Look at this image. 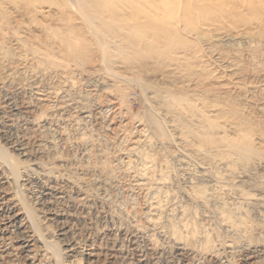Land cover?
Returning a JSON list of instances; mask_svg holds the SVG:
<instances>
[{
  "label": "rangeland",
  "instance_id": "1",
  "mask_svg": "<svg viewBox=\"0 0 264 264\" xmlns=\"http://www.w3.org/2000/svg\"><path fill=\"white\" fill-rule=\"evenodd\" d=\"M185 1L187 3L188 0L182 1L183 5L181 8V10L185 8L184 11L186 10L187 7H189L188 3L191 4L190 7H193V5L195 7V3L197 0H194L193 5L191 3V2H193L192 0H189L187 4L185 3ZM199 1L200 0L197 1L198 3L196 5V7L201 8L202 5L204 4L206 6L205 8H207V13L205 16L199 17V15H197V14H192L193 13L192 11H194L196 7L194 8V10L193 9L191 10V13H190V11H186L187 15L182 10L181 13L176 14L177 15L176 19L163 16L164 19L163 20L161 19L162 21L159 24L161 26L160 27H159V25L157 26V29L162 28L161 33H160V31H158L156 29L157 33L155 30H153L151 32H152V34L154 33V35H152V34L149 35V38L147 36V38L150 39V42H148L149 40L148 41L146 40V43L148 42V43L154 44L153 45L154 48H152L151 44L147 43L148 46L149 45L151 46V47L150 46L148 47L149 50L148 49L146 50V47H145L146 45H144V43H140L141 44V46H140L138 44V42H136L139 46L136 43L134 45L133 41L128 42L127 40H123L122 37L120 38V40L121 39L123 40L121 42L120 40H118L120 37V34H119V36H116V35H118V33L114 34L113 32H110L112 34V37H115L116 42L114 43L115 45L113 44V48L110 46V43H109L110 49H109V51L106 52V55L107 54L110 55L109 56L110 61H107V62H109V64L102 61V59L104 60V57L106 56L105 52H102L100 50L99 45H98V47L96 46L97 42L95 41L94 37L89 36L91 34V28H89V25L87 23H85L78 15H76L74 13L71 14L73 20H74V18L75 19L78 18L73 23H76V26L78 25L77 26L78 30L84 38L88 35L87 36L88 41L86 42L87 43L86 46L89 45L90 47L86 48V51H85V49H83L82 46L77 43V48H75L76 51L74 53H67L65 51L66 49H64V48H66L65 46H67V43H66L65 39L62 40L60 38H65V36L67 34H71L70 32H68L69 29H67V28H69V26H66V25H69V23H67L63 19V16H61L59 14L60 11L56 6H53L50 8L49 3L46 4L45 2H43L45 4L44 5L41 2L40 5L45 7V8H43V7H41V8L42 9L47 8V10H44V14L41 13V15L39 14L38 16L37 15L34 16V14H33L31 16H25L24 17L22 15H19L18 13L16 14V10L14 9L15 4L10 3L11 4L10 6L7 4L5 5L6 7H8V13H7V11H5L4 15L0 14V26L2 24H4L7 27L13 26V27L17 28V26H19V25L25 27L26 24H27L26 26H28L32 23L33 25H35V27L31 24L32 26L31 25L30 26L32 28H30V29H32V30L30 31V29H26L25 32L26 31L29 32V33L26 32V34H28V35L33 34L32 36L30 35L32 39H34L33 37L38 38L39 37L38 35L40 34V37L38 38V40L35 41L36 43H38L39 40H41L43 42H45V40L48 41V42H45L46 44L45 43H41V44L39 43L38 45H40V46L42 45V48H43V51L45 52V54H48L49 51L51 53V54L49 53L51 56L53 54L52 57L50 56L51 60L52 59H54L55 61H57V60H59V61L60 60H62V61L68 60V62L66 61L67 62L66 66H64L65 64H61V67H57L58 70H59V68H61L59 71H57V70L51 71V69L49 68L50 71L46 70L45 75L43 74L44 77H42L43 75L42 76L36 75L37 72H39V71L35 65L32 66L34 71H33V69H30L31 66L28 65V67H30L29 68L30 70L27 69L29 73L25 72L27 75L22 72L21 73L22 75L21 74L17 75V76H19V78L16 76L18 80L15 79V77H14V81H15L14 85L16 84V86H19V87L21 86L22 92H19V93L15 92L11 88L7 89L10 92H8L7 90L6 91L0 90V94H2V95H0V107H1L0 108L1 109L0 110V119H1V121H0V126H1L0 127V149L6 150L13 158H17V160H19L21 162V167H22V170L18 171V174H16L15 177L11 176L9 173H7L6 167L4 165L0 167V213H1L0 214V220H1L0 221V251H1L0 252V264H121V263L123 264V263H125V261H121L122 259L126 260L129 263L132 262L131 264H142L143 263L142 261H145V260H146V262H150L151 264H154V263L155 264H190V262H191V264H196V263L201 264L203 260H204L203 261L204 264H209V263L214 264L213 262L216 260H215V257L212 255V253H208L207 251H205L206 246L201 247L204 239L201 238V239H199V241H197V237L198 236L200 237V235L202 233L204 234V232L206 233V230H207L208 232H210V236L212 238L209 236L208 232L206 233L207 237L205 236V234L202 235L201 237L204 238V236H205V238L209 239V242L211 241V239L214 238L211 242L214 243V245H216L218 248V245L215 242L220 241V239L215 238V237H218V236H216V234L219 232L218 228L220 225V222H219L220 217H221L220 213H222V212H220L218 214L217 209L213 208V204H208V206H209L208 207L206 205L204 206L203 204L200 205L199 203H195L192 199L189 198L190 195H188L187 193H189V194L193 193L190 188H193L192 190H194L195 188H199V187L204 188L205 186H207L206 184L208 183V180H203L204 178H201V175H203V172L199 168V166L202 165V163H200V161L199 162L197 161L198 163H196V159H192V157L194 156L193 153H192V156L190 153L191 157L189 156V158L192 160H189L188 157H186V159H185V157L183 155H181V151H183L181 147L186 148L189 146L188 148L190 150L193 147L192 149L195 150L194 153L197 152L196 149L199 147L200 144L196 145L195 143H197L199 141L193 143L194 146L192 144V147H190L191 145H188L185 142H180V143H184V145H182V144L179 145V140H178L179 146H177V144L175 142H174L175 145H172L173 143L168 144L171 140L170 141L166 140V139L163 140V138H161V137L159 140V138L154 137V139L157 142L154 146L153 143H155V141L153 139V136H155V135L151 133V131L152 132H154V131L152 129H150V127H149L150 125H148V123L145 120H143V117L146 116L149 112L148 111V102L152 101V103H153L156 100V102L159 101V103L161 102L163 105V102L165 101V97H167V94L168 95L169 94L170 95L171 94H178L179 91H181V92L184 91L185 97L188 98L189 96L190 97L196 96L197 94H195V93L197 92V93L201 94L202 96L197 95L196 98L194 97L195 101L193 100L194 98L193 99H190V97L188 98V100H190V102H191V105L193 102L192 106L196 105V102H198L197 106L200 108L199 101H201V108L200 109H202V108L204 109V106L206 105V103H211L212 106H214L213 103L214 104L217 103L216 106L218 105V103H220V106L218 105L217 108H222V109H225V108H228V106H231V108L236 109V111L238 112V114L240 116L247 119V121L249 123H251L252 125H255L257 130L259 131L257 133L261 134V136L263 135V138H264V24H263L264 23L263 22L264 17H262V16H264V12L262 11L264 9L263 8L264 4L260 3V1L264 2V0H253V2H254L253 4H254L255 9L249 8V6H248V5H251L250 4L251 0H248V1L247 0H227V1L226 0H223V1L222 0H216L215 4L211 0H210V2H212V3H210L209 0H205L204 1L205 3L202 1L203 4L201 1H200L201 3ZM218 1L220 4L221 3H223V4L220 5L218 3ZM199 3H200V5L202 4L201 7H200ZM209 4H212V5L214 4V6H218V5L219 6L216 7L215 8L216 10H215L212 7V5H210L208 7ZM261 4H263V5H261ZM204 5H203V7H204ZM9 7H10V9H9ZM219 7H221L220 10H219ZM133 9L134 8H132V10L131 9L130 10L129 9H123V11H120V12L118 11L117 13H115V11H114V12H112V14H114V15L105 14L104 17H107V18L109 16L116 17V15L120 14V16L118 15L119 20L122 17V20L123 19L126 20V18H127V20L129 19L128 21H130V19L133 20L135 18L132 15L136 14L139 11V9H137V8H135L136 11ZM233 9H235L237 14L235 11H233ZM249 9L252 11L251 13H250V11H248ZM11 10L12 11L14 10L15 13L11 12ZM213 10H215V11H213ZM9 11L12 13V15L13 14H15V15L12 16L10 14V17H9V15H8L10 13ZM46 12H49V14ZM51 12H53V13H51ZM188 12H189V14H188ZM226 12L228 14H230L231 17L227 16L228 14ZM253 12H254V14H253ZM255 12H256V15H255ZM259 12H261V14H259ZM128 14H131V15H129V17H128L127 16ZM184 14H185V16H184ZM232 15H233V18L235 16L236 19L234 18L235 20H232V22H231L230 19H233ZM1 16L3 17L2 21H1V19H2ZM216 16H219L218 17L220 19L219 21H221V16L223 17L222 20L226 19V21L220 22L221 25L218 26V29L216 27H214V29H215V31H214L212 24H215V22L217 21L218 18L215 19ZM4 17H5V19H4ZM29 17H32V18H29ZM211 17L213 19H215V21L210 20V19H212ZM21 18H22V21L19 20ZM227 18H229V19H227ZM262 18H263V20H262ZM27 19H29V21L30 22L32 21V22L30 23ZM199 19L200 20L202 19V22L199 21ZM109 20H111V19H108L107 21L109 22ZM125 20H123V22H125ZM191 20H193L194 22ZM203 20H205V21H203ZM13 21H15L16 24L18 23L19 25L18 24L16 25L14 23L12 24ZM182 21L185 23H183ZM198 21H199V23H198ZM209 21L212 22V24ZM257 21H259V22H257ZM37 22H42V25L40 24V26H39V23H37ZM112 22H115V21L112 20ZM130 22H133V21H130ZM179 22H180V24H179ZM190 22H191V24H190ZM205 22H207V24H204V26H203V24H200V23H205ZM64 23H66V25ZM126 23H127V21H126ZM163 23H165L169 28ZM174 23H176V26H174L175 25ZM193 23L196 24V27L194 26ZM209 23H210L211 27L209 26ZM111 24L113 25V23H111ZM172 24L174 27H180L181 28V29L177 28V30L179 29V31H180L177 33L178 34L180 33V37L183 38V39L180 38L181 39L180 45L182 46V44H185L183 47H181L179 45V43L177 44V47H175L176 45H174V44L171 45L172 43L167 41L168 35H166V34H167L168 29H169V31H170V29H172L171 28V27H173ZM251 24L253 26H256V28H257L255 30V33L258 32L256 34L255 33L253 34L254 37L252 35L249 37H240V38L237 37V39H235V40H223V39L219 40V41L215 40L216 37H214V34L215 35H221V36L223 34L226 35V33L232 34L235 32L234 34H236L237 33L236 30L239 29V27H240L239 30H243L242 28L246 25H247V28L244 27V29H248L250 31ZM257 24H259V25H257ZM43 25H44V27H43ZM164 25L168 28L167 30H166V28H163ZM205 25L206 26L208 25L207 26L208 28H206ZM30 26H28V27H30ZM56 26L59 29L60 28L63 29V33H65V32H68V33L61 35L62 33L60 34V32H62V30L60 29V31H59V29ZM80 26L81 27L84 26V27L81 28ZM192 26H194V27H192ZM197 26L200 29L198 28V31L196 30L197 32H195L194 29H197ZM228 26L230 29L228 28ZM11 27L7 32H4V35L7 33H8V36L13 35L12 32L10 31ZM28 27H26V28H28ZM42 27H43V29H42ZM79 27H80V29H79ZM174 27H173V31L176 30V28L174 30ZM261 27H263V28H261ZM39 28H40V31H39ZM46 28H47V30H46ZM85 28H87V30ZM88 28H89V30H88ZM48 29H49V31L51 30L50 31L51 34L53 31H56L58 33L54 32L53 34H55V35L60 34V35H58V37L55 35L53 37V34H52V36H50L51 34L47 32ZM163 29L166 30L165 33H163L165 31V30L163 31ZM189 29H190V32H189ZM33 30H35L36 32H34ZM42 30L45 33H43ZM97 30L101 31L102 29H99V27H97ZM192 30H194L195 33L192 32ZM200 30L205 31L204 33L201 32L204 34V37H202L203 34H201V33H200V35L199 34L197 35V33H199ZM206 30H208V31L206 32ZM217 30H219V31H217ZM83 31L86 32L87 35L84 34ZM87 31L90 34H88ZM38 32H41V33H38ZM213 32H214V34H213ZM148 33L149 32H147V35H148ZM23 34H20V35L18 34V35H19V37L22 35L21 38H25V36H28V35H23ZM34 35H36V36H34ZM0 36H1V34H0ZM75 37H77V36H75ZM89 37H90V39H89ZM159 37L164 38L165 41L167 43H169V45L166 44V46H165L164 43H166V42L163 39L161 41L160 40L161 38L159 39ZM49 38H52L53 40L49 39ZM109 38H110L109 41L112 43L114 41V38H111V36ZM198 38L199 39L203 38V39L199 40ZM212 38H213V40H212ZM254 38H256V40H254ZM54 39L59 40V41H56L57 44L55 43ZM85 39H87V38H85ZM258 39H259V41H258ZM12 40H13V38H11V40L9 39V41L12 42V46H11V43H10V45L8 43V44H6V46L7 47L9 46V47L7 48L5 46V49L11 50V47H12V49H13L12 55L15 54V56L14 55L13 56H14V61L15 60L16 61L13 62V60L11 59L12 61L10 60V62L4 61L5 64L17 63V62L23 63L22 61H24V63H25V58L29 57V56L27 54L23 55V53L20 54V52H19L20 50L17 51L16 48H18V45H19V47H22V44L17 41L18 42V45H17L16 40L15 39L13 41ZM51 40H52V43L49 44V42H51ZM75 40H77V38ZM260 41H262V42H260ZM58 42H60V43L63 42L62 43L63 48H61L60 43L58 45ZM119 42H121L122 44L123 43L128 44L130 47L129 46L126 47V45H125V47L123 45L121 46L120 45L121 43H119ZM94 43H95V45H94ZM162 43L164 44V46ZM47 44H49V45H47ZM54 44L57 46V49L55 48ZM81 44H82V42H81ZM117 44H118V46H117ZM142 44H143V46H142ZM158 44H160V45L158 46ZM45 45H47L48 47ZM119 45H120V48L122 47L121 49L119 48ZM40 46H38V47H40ZM44 46L46 47V49H44L45 48ZM114 46H116V47L114 48ZM155 46L158 47V49H156ZM160 46H162V47H160ZM13 47H15V49L18 53L16 51H15L16 53L14 52ZM79 47L81 48L80 53H82L81 52L82 49L84 50L83 52L85 54L82 53L83 54L82 56L78 52ZM58 48H59V50H58ZM116 48L123 50V51L120 52V50H117ZM166 48H167V50H166ZM182 48L186 49L184 51V54H183ZM111 49H113V51ZM153 49H155L157 52L155 53V51ZM6 50H3V51H6ZM62 50L66 53L64 54V52ZM93 50H95V51H93ZM110 50L112 53L110 52ZM115 50H117L118 52H116ZM3 51H2V53H4ZM61 51L63 52L64 55L61 54ZM96 51H99V52H96ZM192 51L195 53H193ZM153 52L155 53V55L153 54ZM180 52H182V53H180ZM59 53L63 56H61ZM75 53L81 57H83L84 55H87L88 58H86V59H87V61L88 60H90V61H88V62L86 61L87 63L85 62L86 63L85 64L83 62L85 60V58H81V60H80L78 58V56L76 58ZM165 53H167V54H165ZM175 53H177V54H175ZM147 54H148V57H146ZM156 54H159V55H156ZM164 54H165V56H164ZM172 54H174V55H172ZM59 55H60V57H59ZM133 55L134 56L137 55L136 59H135V57H133ZM150 55H152V57H149ZM178 55H179V57H178ZM18 56H21V57H19V60H18ZM120 56L121 57L124 56V58L122 57V59H121ZM125 56L126 57L128 56L127 59H129V61H127V59L125 60ZM182 56L184 57L183 60L185 59L186 64L184 63V61H182V59H180L182 64L180 63L179 60H178V62L176 61L177 58H180ZM72 57L73 58L75 57L76 60H75V58L73 59ZM69 58H72V59H70V61L72 60V63L69 61ZM149 58H151V59H149ZM187 58H189V59H187ZM78 59H79V61L83 62V65H81L82 64L81 62L79 63L77 61ZM123 59L125 61H123V63H122ZM170 59H171V61H170ZM173 59H174V61H173ZM54 60H52V61H54ZM73 60H74V62H73ZM62 61H60V62L62 63ZM33 62H34V60H33ZM129 62H131V64ZM69 64L70 65L73 64L72 65L73 68L76 67V65L78 66V64H80L82 67L79 66L80 71H79V69H76V71H75V68H74V71L73 70L71 71V69H73V68L70 67ZM139 64L141 65V67ZM13 65H17V64H13ZM142 65H145V67L144 66L142 67ZM182 65H184V66H182ZM185 65H188V66L186 67ZM113 66H115V68H112ZM190 66H191V69L189 68ZM66 67H67V70H66ZM105 67H107V68H105ZM109 67L112 69H109ZM138 67H140V69ZM14 68H16V67L14 66ZM81 68H83V69H81ZM118 68H119V70H118ZM176 68H178V69H176ZM180 68H182L181 70H182L183 76L180 75L181 74L180 71H177V70H180ZM36 69H37V72H35ZM130 69H131V72L129 71ZM137 69H139V70H137ZM183 69L185 71L189 70V73H188V71H186L188 73L187 74ZM52 70H54V69H52ZM121 70L126 72V73L124 72L126 77H125V75L122 74ZM135 70H136V72L138 71L137 73L139 75L137 73H135ZM31 72H33V74ZM56 72H57V74H56ZM58 72H59V74H58ZM108 72H111L112 74L108 73ZM118 72H119V75L123 76V78L116 76ZM173 72H174V74H173ZM68 73H69V75H68ZM134 73H135V75H134ZM114 74H116V75H114ZM129 74H131V75H129ZM177 74H178V76H176ZM189 74H191L192 77ZM3 75L5 76L6 74L2 73L0 78H2V77L4 78ZM24 75L30 77V79L28 77H26V79L24 78V80L26 82L22 79L24 77ZM35 75L37 77H39L38 80L36 77H33ZM47 75H49V76H47ZM51 75H53V77ZM59 75H60V77H59ZM66 75L71 77L72 80L68 77L66 78ZM187 75L189 77H187ZM129 76H131V77H129ZM179 76H180V78H179ZM46 77H48V79ZM49 77L52 80H50ZM134 77L136 78V80ZM53 78H55V79H53ZM63 78H65V79L62 82ZM138 78L140 79L139 81L137 80ZM19 79H21L23 81H21ZM42 80H44V81L42 82ZM48 80L51 81V84H53L52 86L55 87V89H53V87H52L53 90L51 89V84ZM73 80L76 82H74ZM116 80H118V81H116ZM123 80H125V82ZM134 80L136 82H138L139 85L145 84L144 87H146V85L148 84L147 85L148 87H146V92H144L145 88L143 86L140 88V86L135 85V82H133ZM46 81H48V82L46 83ZM54 81H56V82H54ZM130 81H131V83H130ZM20 82H23V84ZM73 82L76 85H74ZM187 82H189V83H187ZM54 83H56V86ZM64 83H65V85H64ZM66 83H68L69 85L66 86ZM179 83H181V84H179ZM25 84L30 85V86L26 87ZM31 84H33L34 86ZM118 84H119V86H118ZM128 84L129 85L131 84L133 86H131V85L129 86ZM149 84L153 87H150ZM204 84H205V86H204ZM35 85H36V87H35ZM70 85L72 86L71 87L72 89H74L73 86H76V88L79 91H81V92L78 91L79 95H78V92L76 89H75L76 91H73L69 87ZM124 85L126 88L124 87ZM186 85L187 86L189 85L188 86L189 88ZM37 86H38V88H37ZM183 86L184 87L186 86L185 88H188L189 90L185 89ZM47 87H49V88H47ZM114 87H116V88H114ZM149 87L152 90L148 89ZM39 88H40V90H39ZM62 88L65 91V93L62 90ZM153 88H156L157 91ZM181 88L182 89L184 88V89L182 90ZM69 89H71L72 92L70 91V93H68ZM159 89H160V91H158ZM51 90L53 91L54 94L51 92ZM187 90L190 92V94ZM193 90L194 91L196 90V92L193 93L194 92ZM40 91L42 92V94L44 92V95H41ZM57 91L61 92L60 95ZM147 91H148V93H147ZM11 92H13L12 95H11ZM38 92L40 93L39 95H38ZM142 92H144L145 94L147 93L146 94L147 96L145 94H143ZM150 92L151 93L153 92L152 93L153 95L155 94V98H153L154 96H152V94H150ZM158 92L161 93L162 95L159 94ZM55 93H57L59 96L55 95ZM204 93L207 95H205ZM31 94L32 95L35 94L34 97ZM67 94H68V98H67V96H65ZM156 94L160 97V99L156 98V97H158ZM186 94L189 96L187 97ZM191 94L192 95L194 94V95L192 96ZM120 95H122V97ZM24 96H25V98L27 97L26 99L28 101L24 98ZM29 96H31V97H29ZM51 96H53V97H51ZM84 96H86V97L84 98ZM148 96H150V97H148ZM39 97H42L41 99L44 98L43 99L44 101H42V103L44 102L45 105H47V106H43L44 103L42 105V103L38 101ZM72 97H74V98H72ZM77 97H79V98H77ZM162 97H164V98H162ZM55 98H57V100H54ZM60 98H62V100H60ZM146 98H148V102H147ZM149 98L151 99V101ZM78 99L79 100L83 99L86 103H84L83 100H81L82 102L78 101ZM145 99H146V101H145ZM163 99H164V101H163ZM23 100H26L27 103L26 102L23 103L24 102ZM29 100H31V103ZM33 100H34V102H33ZM12 101H13V103H12ZM54 101L56 102V105H55ZM9 102L12 103L11 107L9 106L10 105ZM48 102H50V103H48ZM64 102L66 103L67 106L64 105ZM87 102H88V104H87ZM156 102H154V105H156V107L158 109L157 105H159V103L158 102L156 103ZM22 103H23V105H22ZM51 103H52V105H51ZM59 103H60V105H59ZM71 103H74V105H71ZM75 103H76V105H75ZM81 103L84 106H82ZM152 103H150V104H152ZM204 103H205V105H204ZM28 105H29V107H28ZM34 105L39 106V107L41 106V107L40 108L38 107V109H37V108H35L36 106H34ZM78 105H80V106H78ZM59 106L60 107L62 106L64 108L63 109L64 112L59 113L60 112ZM14 107H16V108H14ZM22 107L24 108L25 111H23ZM52 107H54V108H52ZM163 107H164V105L162 106V108ZM206 107H208V105ZM43 108L44 109L46 108V110L48 112L47 114H44V113H46V111L44 112ZM47 108L50 111H53L54 113L49 112ZM65 108L67 109V111H69V109H70V111L67 112ZM72 108H74L75 110ZM84 108H85V110L86 109L87 110L85 111ZM162 108H160V109H162ZM39 109H40V111H39ZM71 109L73 111H71ZM79 109L80 110L82 109L81 110L82 112ZM168 109L169 108L166 109L167 111H165V109H162V112H163L162 117H166L168 115V112L171 111ZM19 110H20V112H19ZM57 110H59V111H57ZM76 110H77V112H76ZM89 110H90V113H87V112H89ZM26 112H28V113H26ZM171 112L173 113V111H171ZM55 113H57V114H55ZM91 113H92V115H91ZM101 113H103L102 116H101ZM67 114H70V115H67ZM87 114L88 115L90 114L89 115L90 117ZM174 114H176V113H174ZM182 114H185V113H182ZM34 115H35V117H34ZM40 115L42 117L46 116V118L44 117L43 119L51 118V115H52V118H51L52 120L48 119V121L51 120L52 122L49 121V123H48L47 120H42L43 122L40 123L39 121H37V120L41 121L42 117L40 118ZM56 115H57V117H55L54 121H53V117ZM75 115L77 117H75ZM172 115L170 114V116H172ZM18 116H21V117H18ZM31 116H33L34 118ZM47 116H48V118H47ZM137 116L139 118L138 121L141 120L140 124L138 121L135 120V119H137ZM170 116L168 115L169 119H168V117H166L168 119L167 121L171 120ZM62 117H64V118H62ZM85 117H86V120H83V119H85ZM113 117H114V119H113L114 122L117 121L116 123H113V121L111 119ZM179 117H180V115H179ZM179 117L174 118L177 120V123H178L177 118H179ZM31 118H33V119H31ZM57 118H58L59 123L56 122ZM68 118H73V119L71 122H64V121H70V119H68ZM75 119H78V121L80 123ZM8 120H10V121H8ZM60 120L61 121L63 120L64 123L61 122ZM73 120H74V122H73ZM119 120H120L121 125H122L121 128L119 127V125H120ZM110 121L112 122L111 124H110ZM131 122H133V125ZM143 122H144L143 127L145 128V130L142 127ZM172 122H173V124H172L173 126H174V123H175V125H177L176 121L172 120L171 122L169 121L168 126L173 127L172 125H170ZM8 123L10 124L9 128H8V126H9ZM134 123H136V124H134ZM127 124H128V126H127ZM186 124L187 123H185V125ZM25 125H27L29 128ZM39 125L42 127H40ZM123 125L125 128L123 127ZM137 125H138V127H137ZM147 125H148V127H147ZM187 125H188V127L190 126L189 124H187ZM14 127H15V129H14ZM118 127L120 128V130H118L119 129ZM132 127H134L133 130H132ZM181 127H182V125H181ZM25 128H27V129H25ZM146 128L148 129L147 131L151 133L150 135L146 131ZM193 128H197V127L194 126ZM44 129H45V131H43ZM141 130H142V132H140ZM149 130H151V131H149ZM11 131H13V132H11ZM170 132H171V130H170ZM119 133L120 134L122 133V135L124 134L125 137H124V135L122 136ZM172 134L175 135L174 133H172ZM141 135H143L144 137L147 136L149 139L151 138V141L147 137H145V139H144L143 136H142L143 139L141 138L142 139V141H141V139H140ZM177 135L178 134L176 133V136H173V137L174 138L176 137L178 139V137H180V136L178 135V137H177ZM255 135H258V134H255ZM137 136H138V138L136 140ZM36 137H37L38 141H37ZM123 137L125 139H123ZM134 137H135V139H134ZM39 140H40V142H39ZM86 140L87 141L90 140V141L87 142ZM138 140H140L141 144L139 142H137ZM148 140H149V142H148ZM162 140L164 141L165 144L161 143ZM133 141H134V144H135V142H137L136 143L137 145L132 144ZM143 142H145V144ZM150 142L152 143L151 145H149ZM82 143L83 144L89 143V145H91L92 147L89 145L86 146L85 144H84L85 146H83ZM138 143L140 144L139 146H138ZM147 144L150 146V148H148L146 150V148L148 147ZM185 144L188 146H186ZM170 145H171V147L174 146V148H175V146H176L177 148L176 149H174L173 147L171 148ZM143 146L145 147V150H144ZM151 146L152 147L154 146V147L152 148ZM133 147L135 148V150ZM139 147H141L142 149H140ZM120 148H121V151H120ZM132 148L134 151L132 150ZM136 148L138 149V151H136ZM126 149L127 150L129 149V153ZM151 149L152 150L154 149L155 151L154 150L152 151ZM177 149H178V151L181 149V151L178 152ZM141 150H143L142 152H144V153H142ZM135 151H136V153L138 152L137 154H141L139 156H141L142 160H141V158L138 157V155L135 153ZM150 151L152 153L154 152L156 154L153 153V155H152V153H151V155H150ZM125 152H127L128 155H130V157L128 156V159H127V155H124V154H127ZM132 152H134V154H136V155H133ZM144 154L149 155V156L146 157ZM115 155H116L117 159H119V160L123 159V161L122 160L119 161L120 164L121 163L122 164L128 163L126 165H128L130 167L129 162L131 161V167L133 166L134 171H136L137 168L142 167L141 170L138 169V172L136 171V173H138V174H136L132 170L131 167H130V169L126 170L128 167L125 164L124 165L118 164L119 162L115 158ZM123 156H126L125 158L127 160ZM133 156H136V157L133 158ZM181 156L183 157V159ZM143 157L145 159V163L147 161H149L148 163L150 165L148 163L144 164ZM179 157H181V158H179ZM131 158H133V159H131ZM149 158L150 159L152 158V159L150 160ZM154 158L157 161H155ZM129 159H131V160L129 161ZM136 159H138L137 160L138 162L136 161ZM139 159L142 162H140ZM181 159L183 160L182 162H181ZM132 160L133 161L135 160V161L132 163ZM110 161H113L112 163H114V162L115 163L110 165V163H111ZM116 161H117V163H116ZM127 161H129V162H127ZM150 161H151V163H150ZM178 161H180L181 163ZM188 161H189V163L190 162L191 163L189 164ZM192 161H193V163H192ZM156 162L158 164H159V162H161L159 165L162 164L163 167H162V165L161 166L158 165L157 168H159V170L157 168H155V165H152L154 167H150L152 163L156 164ZM96 163H100L102 166L100 164H96ZM138 164H140V165L138 166ZM198 164H200V165H198ZM205 164L206 165L208 164L207 161ZM95 165H98V166L100 165L101 167L100 166L97 167ZM145 165H147V168L149 167V168H153L154 170L155 169L158 170L157 175H160V177L156 175L157 178H155L154 174H156V173H154L153 169H150L149 171H152V173L154 175L151 177L152 174L148 173L149 171L146 170L147 168ZM209 165H210V162H209ZM39 166H40V168H37ZM91 166L95 169H98L99 172L97 170L95 171V169H93ZM103 166L106 168V170H105L106 172L103 171L104 170V168H102ZM113 166L114 167L116 166V169H118V167L122 166V167H120V169H122L123 171L120 169L119 170L115 169L116 170L115 171ZM123 166H124L125 170H124ZM192 166H195L196 168L195 167L192 168ZM110 167L113 170L112 172H111ZM134 167H135V169H134ZM161 167H162V169H161ZM184 167H188L189 169L188 168L186 169ZM4 168L6 171L4 170ZM25 168L27 170H25ZM80 169H81V171H80ZM82 169H84V170H82ZM144 169L146 170V172L148 174H150L149 176L152 179H150L148 174L145 175L146 172L144 171ZM160 169L162 171L164 169V171L162 172ZM190 169L191 170L193 169L194 174L197 172L196 173L197 176L200 174L201 175L198 177L196 176V174L193 175V171H191V172L187 171ZM1 170L6 173L7 177H6V175L2 174ZM41 170L44 171V173H46L45 174L46 176L43 177V172ZM109 170H110L111 174H109L110 176L108 177L107 173H109ZM170 170L172 172H170ZM185 171L187 172V176L188 177L190 176L192 178L193 184L191 182L189 183V181H191V180H190V177L188 179V177L185 176V174H186V173H184ZM102 172L103 173L105 172V173L103 174ZM118 172H119L120 176H118ZM129 172L136 174L135 176H137L138 178L137 177L135 178L134 175L132 173L129 174ZM188 172H190V173H188ZM237 172L238 173L239 172L244 173V171H237ZM92 173H94V174H92ZM247 173L246 174L244 173V175L243 174L240 175L243 177V179H242V177H240V179H242L243 181L246 182V183H243V184H246L244 188L248 187L247 190L249 188L251 190V188H252L253 191H257L259 189L258 186H260V184H257V183H259L261 181L260 178L262 179V177L264 175V171L262 170V168H258L256 171L251 172V174L253 173L254 175L249 174L250 172L248 174ZM80 174L81 175L83 174V175L81 176ZM90 174L93 176H91ZM100 174H103V176L101 175V177H100ZM163 174H165L167 176L169 175V177H170L169 181H168V179L166 181V177L163 178L165 180L166 184H167V182H170L168 185V187L170 188V191L168 190L169 188L167 189V187H166L167 185L164 183L163 179L161 178L162 176L164 177ZM36 175H37V177H36ZM47 175H49V176H47ZM112 175L113 176L116 175L115 177L116 178L119 177V178H117V180H115L116 178L114 179V177ZM192 175L194 177H192ZM27 176L32 177L31 178L32 183H30V184L28 183L31 180L28 182H25V179H27ZM131 176H133V178H132L133 180L130 179ZM145 176H148L150 181H151V182L147 181L148 178H147V180L145 179L147 183L149 182L148 185L154 184L155 181H156L155 183H158L159 182L158 177H159L163 181V183L159 179L161 181V183L159 182L158 184L159 185L162 184L161 185L162 187L161 186L160 187L164 191L167 190L166 194H164L165 192L163 190L162 191L164 193L162 191H160L161 190L160 188H159V190H157V191H160L159 193H157V195L153 191H151V195H150L149 191L146 189H144V191H142L143 189L141 190L137 187L135 188L134 183L136 181H134V179L137 180V179H139V177H140V179L141 178L143 179V178H146ZM5 177L7 178V180L5 179ZM49 177H51V178H49ZM84 177L86 178V180ZM111 177H113V178H111ZM34 178H35V180H33ZM76 178L79 179L80 181L77 180ZM91 178H92V180H91ZM193 178H195V179L201 178V180L203 182L201 180L199 181V179H196V180L194 179L196 181V182H194ZM64 179H66L67 181H65ZM87 179H88V181H87ZM127 179H128V181H127ZM153 179H155L154 182H152ZM240 179L238 181H242ZM251 179H253V180H251ZM8 180H10V181H8ZM48 180H49V182H48ZM112 180H113V182H112ZM250 180L252 181V183ZM254 180H255V182H254ZM72 182H73L74 186H73V184H71ZM74 182H79V183H74ZM86 182H88V183L86 184ZM89 182H91L93 185ZM247 182H249V184H247ZM83 184L85 186L87 185L86 186L87 188ZM130 184L134 188L130 187ZM190 184L195 186V187L191 186ZM203 184H205V185H203ZM212 184L213 183H211V184L208 183L207 188L211 189L210 185L212 186ZM250 184H252V185H250ZM80 185L84 189V190L82 189V194L85 197H86V194H88L87 198H89L92 196V194L95 195V193H96V195H98L101 198L103 196L102 199L107 200V203L109 204V205L107 204L108 208L106 206H101L100 204H97L95 202V200L101 199L96 195H95V197L93 195L94 198L91 197L88 199L89 200L88 203L89 204L91 203L90 205L85 204V206H84V204L78 202V200H80L82 198L81 194L78 192V190H80V188H82V187H80ZM128 185H129V187H127ZM52 186L55 189H53ZM163 186H164V188H163ZM214 186L216 189L217 185L213 184L212 187H214ZM256 186L258 189L256 188ZM97 187H98V190H97ZM99 187L103 191L101 189L99 190ZM56 188H58V189H56ZM88 188H89V190H88ZM86 189L88 190V192H86ZM104 189H105V192H104ZM133 189H136V190H133ZM138 189L142 191V195ZM255 189H257V190H255ZM53 190L54 191L56 190V191L54 192ZM91 190H92V193H91ZM89 191H90V193H89ZM84 192H86V193H84ZM103 192H104V194H103ZM146 192H148L149 194H147ZM160 193H163L161 195H163L164 197H166L167 195H168V197L171 196V200L174 204L170 203L171 202L170 198H168V200L170 201V202H168V200H166L167 197L163 198V196H161ZM167 193H170V194H167ZM152 194H154L155 196L152 197L153 196ZM45 195H46V197H45ZM104 195H105V197H104ZM144 196H145V198H144ZM146 196H148V197H146ZM157 196L160 198H158ZM147 198H149V199H147ZM90 199H92V200L94 199V201H91ZM130 199H131V201H130ZM146 200L148 202H146ZM155 200H157L156 202L159 201L158 203L168 204L167 206H166V204L163 206L161 204V206L163 207V208L161 207V209H164V211H165V212L163 211L164 214L160 213V212H158V214H157L156 213L157 211H154V209H152V212L150 209H149L150 211L147 210L148 207L150 208V205H152L153 202H155ZM156 202H155V204H156ZM231 202H233V201H231ZM234 203H232L233 205L231 204L232 207H231V205L228 204V206L231 207V209H233V210H234V207L236 208L238 206L236 202H234ZM148 204H149V206H147ZM11 205L16 206L17 210L19 209L21 211L18 218L17 217L12 218V217H14V212L12 210ZM235 205H237V206H235ZM2 206H3V208H1ZM153 206H154V204H153ZM155 206H159V204L155 205ZM210 207H212L213 209H211ZM153 208H155V207H153ZM246 208L247 207L244 206V207L240 208L241 210L240 209L239 210L241 212L242 210H244ZM250 208H247L248 209L247 214H249L250 219L252 218L253 220H256L255 223L259 224V225L257 224V227H256V228H258L257 230H260V229L264 230L263 229L264 228V224H263L264 223V218H263L264 213L259 214V210H257L255 207L253 210H252V208L251 209ZM213 210H214V212L217 211L216 212L217 214L214 212H213L214 214H212L211 211H213ZM251 210L255 214H257V213L259 214V219L257 218L258 215H256L257 216L256 217L255 214ZM219 211H221V210H219ZM244 211H246V210H244ZM250 211H251V213H249ZM28 212H30V214H32L33 220H35V223L39 227V232H40V235L42 236L41 239L39 237H37L39 235H36V233H35L32 220L30 222H28L29 221V218L27 217ZM143 212L145 214L148 212L149 213L151 212V214L153 213V215L156 214L154 216H151V215L150 216L152 218L154 217L153 219H155L156 221L161 220V222L160 221L159 222L161 223L162 227L164 228L163 231L168 232L170 230H173L177 233V236L175 235L174 239L171 240L172 238H170L169 235H167L168 237L165 235L166 237L164 236V238H163L158 233H155L154 231H153V233H154L153 234L152 231L145 230L147 228L146 226L148 225L149 220L147 218L141 217L144 214ZM128 213H129V215H128ZM140 213H141V216H140ZM149 213H148V215H149ZM215 215H217L216 216L217 219L220 216L219 220H217L214 217ZM5 216L8 217L9 219L6 218ZM110 216H111V218H110ZM155 216H157V217H155ZM159 216H161V218ZM249 216L247 215L248 218H249ZM4 217H5V219H4ZM112 217H115V218H112ZM151 217H150V219H151ZM261 217L263 220L260 219ZM2 219H4V220L2 221ZM258 220H261V221H258ZM16 221H18L19 223H17ZM216 221H218V222H216ZM134 222H137L138 224L134 223ZM29 223L30 224L32 223V224L30 225ZM260 224L261 225L263 224L262 225L263 228H261ZM136 225H140V228H142V231H145L146 236H148V235L152 236L153 235L152 239L154 240V244L156 243L155 244L156 246H158V245L161 246V249L163 250L164 253L163 252L160 253V251L157 252L156 249H153V250L150 249L149 250V247H147L146 243L143 242L142 239L141 240L139 239V242L135 245V242H134L133 238L130 236V232L128 233V231H130L131 226H136ZM144 225H146L145 226L146 228L143 227ZM30 227H33V228H30ZM200 228H203V229H200ZM198 230L200 231V234H199ZM262 230L257 231V236H258L256 238L257 241H259L258 240L259 238H260V241H263V239H264V231H262ZM213 233L214 234L216 233L215 237H213L214 236ZM258 233L260 235H258ZM157 235H159L160 237ZM260 236H263V237H260ZM130 238H131V240H130ZM261 238H263V239H261ZM30 239L31 240L33 239L34 241L33 240L31 241ZM44 240L48 241L54 247H51L50 249L47 250L46 249L47 247H45L46 244L44 243L45 242ZM198 242H202V243L198 244ZM218 244H220V243H218ZM253 244L256 245L257 243H253ZM144 245H145V247H144ZM199 245H201V246H199ZM183 246L184 247L186 246V248L190 247V249L196 248V250H201L200 252L198 251L200 254L199 257L198 258L196 257V259L194 258L195 260L193 259L194 262L197 260L195 263L193 262V260L189 259V256L184 255V254L176 251L177 247H183ZM197 247L203 248V251H205L207 253L208 257L205 256V254L203 256L202 249L197 248ZM242 247H244V245ZM158 248H160V247H158ZM240 249H242V250H240ZM237 251H238V256L240 255L239 257L236 254ZM237 251H234V256L236 254V257H234L232 255L234 260L230 259L232 257H229V260L230 261L232 260L231 264H246V263L249 264V262L251 264H255V263L256 264H260V263L264 264V253H263L264 249H259L258 250L259 252L256 253L255 256L251 255L252 252L250 250H248L247 252H243V248H239V250H237ZM240 252H242V253L240 254ZM248 252L250 253L249 254L250 256H248L249 260H248L247 256L244 255V254H248ZM156 253H158V254L160 253V256ZM161 254H162V256H161ZM210 254H211V257H210ZM260 255H261V257H260ZM122 256H124L125 258ZM242 257H244V258H242ZM251 257H253L254 260H252ZM258 257H260V258H258ZM187 260H190V261H187ZM200 260H201V262H200ZM125 264H127V263H125Z\"/></svg>",
  "mask_w": 264,
  "mask_h": 264
},
{
  "label": "bare ground",
  "instance_id": "2",
  "mask_svg": "<svg viewBox=\"0 0 264 264\" xmlns=\"http://www.w3.org/2000/svg\"><path fill=\"white\" fill-rule=\"evenodd\" d=\"M182 1L183 0H0V14H2V15H4V13H5V11H7V13H8V7H6L5 5L7 4V5H11L10 3H13V4H15L14 5V9L16 10V14L18 13L19 15H22V16H31V15H33L34 14V16L35 15H41V13H43L44 14V10H47V8L46 9H42L41 7H43V6H41L40 4H41V2H42V4H44L43 2H45L46 4L47 3H49L50 4V8L51 7H53V6H56L58 9H59V11H60V15L61 16H63V19L67 22V23H69V25H66V23H64L66 26H69V28H67V29H69L68 30V32H70L71 34H67L66 36H65V38H60V39H65V41H66V43H67V46H65L66 48H64V49H66L65 51L67 52V53H74L75 51H76V49L75 48H77V43L79 44V45H81L82 46V48L83 49H85V51H86V48H89L90 46L88 45V46H86L87 45V41H88V35L86 34V32H84V34H86L85 36V38H87V39H85L83 36H82V34H80V32H79V30H78V25L76 26V23H73L74 21H76V19H78V18H74V20L72 19V16H71V14H76V15H78L85 23H87L88 25H89V28H91V34L90 33H88V31H87V33L88 34H90L89 36L90 37H94V39H95V41L97 42V44H96V46L98 47V45H99V47H100V50L102 51V52H105V55H106V52L107 51H109V49H110V47H109V43H110V46L113 48V44L116 42L115 41V37H112V34L110 33V32H113L114 34H117L118 33V35H116V36H119V34H120V37H119V39L118 40H120V38L122 37V39L123 40H127L128 42L130 41H133L134 43V45H135V43L136 42H138V44L141 46V44L140 43H144V45H146L145 47H146V50L148 49V47L150 46H148L147 45V43L148 42H150V39H148L149 38V35H151L152 34V32L151 31H153V30H155L156 31V29H157V26L161 23V21L164 19V17L163 16H166V17H168V18H173V19H176V14L177 13H181V11L183 10V12L184 13H186V15H187V12L186 11H190V13H191V10L193 9L194 10V8L196 7V5H197V1H196V3H195V7H194V0H192L193 2H191L192 3V5H193V7H190L191 6V4H189L188 3V1H187V3H188V5H189V7H187L186 8V10L184 11V9H182L181 10V8H182ZM201 2L203 1H205V0H200ZM199 1V2H200ZM211 1H213V3L215 4L216 3V0H211ZM215 1V2H214ZM223 1V0H222ZM227 1V0H226ZM248 1V0H247ZM200 2V3H201ZM203 2H202V4H203ZM209 2H210V0H209ZM208 2V3H209ZM225 2V1H224ZM185 3H186V1H185ZM184 3V4H185ZM186 3V4H187ZM200 3H199V5H200ZM205 3V2H204ZM210 3H212V2H210ZM218 3H219V1H218ZM254 2H253V0H251V5H248L249 6V8H252V9H255V7H254V4H253ZM258 3V2H257ZM260 3H263L264 4V2H261L260 1ZM201 4V5H202ZM214 4L212 5V4H209L208 5V7L210 6V5H212V7L215 9L216 7H218V6H214ZM220 4V3H219ZM221 4H223V3H221ZM220 4V5H221ZM259 4V3H258ZM263 4H261V5H263ZM40 5V6H39ZM45 5V4H44ZM123 5V6H122ZM201 5H200V7H201ZM204 5V4H203ZM203 5H202V7H203ZM247 5V4H246ZM185 7V6H184ZM195 8V10L194 11H192L193 13L192 14H197V15H199V17L200 16H205L206 15V13H207V8H205L206 6L204 5V7L203 8ZM211 7V8H212ZM247 7V6H246ZM245 7V8H246ZM262 7V6H261ZM12 8V7H11ZM43 8H45V7H43ZM132 8H134L133 10H135L136 11V9L135 8H137V9H139V11L136 13V14H133L132 16H134L135 18L133 19V20H131L130 19V21H133V22H130V21H128L127 20V18H126V20L125 19H123V20H125V22H123V20H122V17L120 18V20H119V18H118V15L120 16V14H118V15H116V17H111V16H109L108 18L107 17H104V15L105 14H108V15H110V14H112V12H114L115 11V13H117L118 11L120 12V11H123V9H131L132 10ZM191 8V9H190ZM237 8V7H236ZM264 8V7H263ZM9 9H10V7H9ZM221 9V7H219V10ZM128 10V11H129ZM180 10V11H179ZM216 10V9H215ZM215 10H213V11H215ZM233 11H235V9H233ZM248 11H250V13L252 12L250 9L248 10ZM263 12H264V9L262 10ZM10 12V11H9ZM11 12H14L15 13V11L13 10H11ZM9 13L8 15H9V17H10V14L12 15V13ZM127 12V11H126ZM228 12V11H227ZM226 12V13H227ZM236 12V11H235ZM262 12V13H263ZM46 13H48L49 14V12H46ZM45 13V14H46ZM51 13H53V12H51ZM50 13V14H51ZM225 13V14H226ZM127 14V13H126ZM188 14H189V12H188ZM228 14V13H227ZM236 14H237V12H236ZM235 14V15H236ZM253 14H254V12H253ZM259 14H261V12H259ZM258 14V15H259ZM6 15V14H5ZM7 15V16H8ZM13 15H15V14H13ZM12 15V16H13ZM112 15H114V14H112ZM129 15H131V14H128L127 16L129 17ZM255 15H256V12H255ZM257 15V16H258ZM263 15V14H262ZM261 15V16H262ZM77 16V17H78ZM184 16H185V14H184ZM190 16V15H189ZM192 16V15H191ZM214 16V15H213ZM212 16V17H213ZM225 16V15H224ZM227 16H229V17H231V15L230 14H228ZM260 16V15H259ZM2 17V16H1ZM181 17V16H180ZM188 17V16H187ZM196 17V16H195ZM194 17V18H195ZM211 17V18H212ZM219 16H216V18L215 19H217ZM262 17H264V16H262ZM29 18H32V17H29ZM37 18V17H36ZM222 16H221V21H219L220 19L218 18L217 19V21L215 22V24H212V22H210L212 25H213V29H214V27H216L217 29H218V26L219 25H221V23L220 22H222V21H226V19L224 20H222ZM232 18H233V15H232ZM234 18H235V16H234ZM230 19L231 20V22H232V20H235V19ZM4 19H5V17H4ZM105 19V20H104ZM108 19H111V20H109V22L107 21ZM162 19V20H161ZM185 19V18H184ZM205 19V18H204ZM210 19V18H209ZM215 19H210V20H214L215 21ZM227 19H229V18H227ZM260 19V18H259ZM258 19V20H259ZM3 20V17H2V19H1V21ZM18 20V19H17ZM19 20H21L22 21V18L21 19H19ZM28 21H29V19H27ZM60 20V19H59ZM112 20L113 21H115V22H112ZM262 20H263V18H262ZM16 21V20H15ZM15 21H13L12 22V24L14 23V24H16V22ZM20 21V22H21ZM27 21V22H28ZM38 21V20H37ZM61 21V20H60ZM82 21V22H83ZM126 21H127V23H126ZM186 21V20H185ZM191 21H193V20H191ZM199 21H201L202 22V19L200 20L199 19ZM199 21H198V23H199ZM203 21H205V20H203ZM207 21V20H206ZM260 21V20H259ZM259 21H257V22H259ZM30 22V21H29ZM32 22V21H31ZM30 22V23H31ZM63 22V21H62ZM79 22V21H78ZM183 22V21H182ZM187 22V21H186ZM194 22V21H193ZM264 22V21H263ZM37 23H39V26H40V24L42 25V22H37ZM84 23V24H85ZM111 23H113V25L111 24ZM183 23H185V22H183ZM197 23V22H196ZM210 23H209V26L211 27V25H210ZM18 24V23H17ZM16 24V25H17ZM32 24V23H31ZM30 24V25H31ZM163 24H165V23H163ZM175 25L174 26H176V23H174ZM179 24H180V22H179ZM190 24H191V22H190ZM194 24V26L196 27V24L195 23H193ZM200 24H203V26H204V24H207V22H205V23H200ZM264 24V23H263ZM15 25V26H16ZM19 25V24H18ZM27 25V24H26ZM25 25V27L24 26H17V28L16 27H11V32H12V34L13 35H11V36H8V33L7 34H5L4 35V32H7L9 29H10V27H7V26H5L4 24H2L1 26H0V34H1V36H0V76H1V74L2 73H4V74H6L5 76H4V78L2 77V78H0V90H2V91H6L7 89H9V88H11V89H13L15 92H22L21 90H22V87L20 86H16V84L14 85V83H15V81H14V77H15V79H17V77L19 78V76H17V75H19V74H21L22 72L24 73V74H26L27 72H28V70L27 69H29L30 67H28V65H30L31 66V68L30 69H33V67L32 66H36V68L38 69V71L39 72H37V69H36V71L35 72H37V76H39V75H45V72H46V70L47 71H50V69H51V71H55V70H57V71H59L61 68H59V70H58V68L57 67H61V64H65L64 66H66V63L68 62V60H65V61H62V60H60V61H62V63L59 61V60H57V61H55L54 59H52V60H54V61H52L51 60V57L53 56V54H52V56L50 55L51 53H50V51H49V53L48 54H45V52L43 51V48H42V45L40 46V45H38L39 43L41 44V43H45V42H48V41H46L45 40V42H43V41H41V40H39L38 41V43H36L35 41H37L38 40V38L40 37V34L38 35L39 37L37 38H35V37H33L34 39H32L31 38V36L33 35V34H30V35H28V34H26V32L27 33H29L28 31H26L25 32V30L26 29H30V28H32L31 26L33 25H28V26H30V27H28V26H26ZM47 25V24H46ZM51 25V24H50ZM49 25V26H50ZM53 25V24H52ZM60 25V24H59ZM80 25V24H79ZM82 25V24H81ZM166 25V24H165ZM164 25V27L163 28H166V30L169 28L167 25V27ZM257 25H259V24H257ZM34 27H35V25H33ZM58 26V25H57ZM56 26V27H57ZM161 25H159V27H160ZM172 26H173V24H172ZM173 26V27H174ZM185 26V25H184ZM194 26H192V27H194ZM202 26V25H201ZM206 26V25H205ZM208 26V25H207ZM206 26V28H208ZM223 26V25H222ZM26 27H28V28H26ZM43 27H44V25H43ZM43 27H42V29H43ZM47 27V26H46ZM55 27V26H54ZM64 27V26H63ZM81 27V26H80ZM80 27H79V29H80ZM84 27V26H83ZM83 27H81V28H83ZM97 27H99V29H102L101 31L100 30H97ZM173 27H171L172 29H170V31H169V29H168V31H167V34L166 35H168V39H167V41L168 42H171L172 44L171 45H176L175 47H177V44L179 43V45L181 44V39H183V38H181L180 37V33L178 34L177 32H180L179 31V29H181L180 27H174V30H175V28H176V30L175 31H173ZM189 27V26H188ZM245 28H247V25L246 26H244ZM244 27L242 28L243 30H239L240 29V27H239V29H237L236 31H237V33L236 34H234V33H232V34H227L226 33V35L225 34H223L222 36L221 35H215L214 34V32H213V34H214V37H216L215 38V40H235V39H237V37H249V36H252L254 33H255V30L257 29L256 28V26H253L252 24H251V29H250V31L248 30V29H244ZM38 28V27H37ZM41 28V27H40ZM40 28H39V31H40ZM48 28V27H47ZM47 28H46V30H47ZM52 28V27H51ZM58 28V27H57ZM65 28V27H64ZM89 28H88V30H89ZM177 28H179L178 30H177ZM185 28V27H184ZM187 28V27H186ZM198 26H197V29H194L195 30V32H197L198 31ZM205 28V27H204ZM225 28V27H224ZM228 28H229V26H228ZM238 28V27H237ZM261 28H263V27H261ZM45 29V28H44ZM59 29V28H58ZM61 29V28H60ZM60 29H59V31H60ZM86 30H87V28H85ZM84 29V30H85ZM191 29V28H190ZM190 29H189V32H190ZM200 29V28H199ZM212 29V30H213ZM230 29V28H229ZM32 29H30V31H31ZM45 30V31H46ZM62 30V32H60V34L61 35H63V34H65V33H68V32H65V33H63V29H61ZM158 31H160V33H161V31H162V28L161 29H157ZM165 29H163V31H164ZM166 30L163 32V33H165L166 32ZM186 30V29H185ZM194 30H192V32H194ZM197 30V31H196ZM232 30V29H231ZM34 32H36L35 30H33ZM32 31V32H33ZM38 31V30H37ZM51 31V30H50ZM49 31V29H48V33H50L51 34V32ZM53 31V30H52ZM58 31V30H57ZM188 31V30H187ZM208 30H206V32H207ZM211 31V30H210ZM214 31H215V29H214ZM217 31H219V30H217ZM235 31V30H234ZM33 32V33H34ZM42 32L43 33H45L43 30H42ZM54 32H56V31H53L52 32V34L54 33ZM147 32H151L150 34L148 33V35H147ZM194 32V33H195ZM201 32H205V31H203V30H200V32L199 33H197V35L199 34L200 35V33ZM24 33V34H23ZM38 33H41V32H38ZM42 33V34H43ZM56 33H58V32H56ZM82 33V32H81ZM156 33H157V31H156ZM185 33V32H184ZM193 33V34H194ZM203 33H201V34H203ZM216 33V32H215ZM256 33H258V32H256ZM255 33V34H256ZM20 34H23V35H28V36H25V38H21V36L19 37V35ZM35 34V33H34ZM41 34V35H42ZM49 34V35H50ZM52 34L50 35V36H52ZM60 34H57V35H55V34H53V37H54V35L55 36H57L58 37V35H60ZM186 34V33H185ZM188 34V33H187ZM206 34V33H205ZM18 35V36H17ZM47 35V34H46ZM152 35H154V33L152 34ZM34 36H36V35H34ZM48 36V35H47ZM75 36H77V37H75ZM82 36V37H81ZM111 36V38H114V41L111 43L109 40H110V37ZM114 36V35H113ZM147 36H148V38H147ZM183 36V35H182ZM191 36V35H190ZM261 36V35H260ZM30 37V38H29ZM52 37V38H53ZM76 39L77 38V40H75L74 38ZM90 37H89V39H90ZM152 37V36H151ZM202 37H204V34H203V36ZM253 37H254V35H253ZM11 38H13V40L15 39L16 40V42L18 41L19 43H21L22 44V47H19V45H18V42H17V45H18V48H16L17 49V51H19L20 52V54H22L23 53V55L24 54H27L29 57H26L25 58V63H24V61H22L23 63H9V64H5V62H10V60L12 59L13 60V62H15L14 61V56H15V54H13L12 55V47H11V50H6L5 49V46H6V44H8L9 43V45H10V43H11V46H12V42H10L9 41V39L11 40ZM52 38H49V39H52ZM56 38V37H55ZM117 38V37H116ZM161 37H159V39H160ZM181 38V39H180ZM262 38V37H261ZM48 39V40H49ZM57 39V38H56ZM56 39H54L55 40V43L57 44V42L56 41H59V40H56ZM120 40L121 42L123 41V40ZM162 39L165 41V39L164 38H161L160 40L162 41ZM197 39V38H196ZM199 39V38H198ZM200 39H203V38H200ZM199 39V40H200ZM206 39V38H205ZM12 40V41H13ZM53 40V39H52ZM52 40H51V42H49V44H51L52 43ZM113 40V39H112ZM146 40L148 41L147 43H146ZM212 40H213V38H212ZM254 40H256V38H254ZM64 41V42H65ZM163 41V42H164ZM209 41V40H208ZM258 41H259V39H258ZM81 42H82V44H81ZM95 42V43H96ZM121 42H119V43H121ZM125 42V41H124ZM160 42V41H159ZM158 42V43H159ZM166 42V41H165ZM207 42V41H206ZM260 42H262V41H260ZM54 43V42H53ZM59 43L60 42H58V45H59ZM63 43V42H62ZM62 43H60L61 44V48H63L62 47ZM86 43V44H85ZM95 43H94V45H95ZM126 43V42H125ZM125 43H121L120 45L122 46H124L125 47V45H126V47H128L129 45L128 44H125ZM16 44V43H15ZM20 44V45H21ZM38 46H40V47H38ZM46 44V43H45ZM49 44H47V45H49ZM137 44V43H136ZM137 44V45H138ZM148 44H151V43H148ZM156 44V43H155ZM163 44V43H162ZM165 44V46H166V44L167 45H169V43H164ZM164 44H163V46H164ZM187 44V43H186ZM2 45V46H1ZM14 45V44H13ZM47 45H45V46H47ZM53 45V44H52ZM55 45V44H54ZM66 45V44H65ZM115 45V44H114ZM120 45H119V48H120ZM138 45V46H139ZM154 44L152 43L151 44V46H152V48H154V46H153ZM160 44H158V46H159ZM185 44H182V46L181 47H183ZM16 46V45H15ZM44 46V47H45ZM95 46V47H96ZM117 46H118V44H117ZM142 46H143V44H142ZM150 46V47H151ZM7 47V46H6ZM9 47V46H8ZM7 47V48H8ZM48 47V46H47ZM116 46H114V48H115ZM130 47V46H129ZM160 47H162V46H160ZM179 47V46H178ZM14 48V52L16 51V49H15V47H13ZM55 48L57 49V46L55 45ZM118 48V47H117ZM116 48V49H117ZM122 48V47H121ZM120 48V49H121ZM155 48L156 49H158V47H156L155 46ZM185 48V47H184ZM184 48H182L183 49V54H184V51L186 50V49H184ZM187 48V47H186ZM189 48V47H188ZM10 49V48H9ZM22 49V50H21ZM44 49H46V47L44 48ZM55 49V50H56ZM82 49V53L83 54H85ZM96 49V48H95ZM120 49H117V50H120ZM124 49V48H123ZM3 50H6V51H3ZM58 50H59V48H58ZM61 50V49H60ZM80 50H81V48L79 47V49H78V52L80 53ZM88 50V49H87ZM97 50V49H96ZM112 51H113V49H111ZM111 50H110V52H111ZM117 50H115L116 52H118ZM133 50V49H132ZM145 50V49H144ZM149 50V49H148ZM154 51H155V53L157 52L155 49H153ZM166 50H167V48H166ZM2 51L4 52V53H2ZM16 51V52H17ZM46 51V50H45ZM63 51V50H62ZM61 51V54H63V52ZM93 51H95V50H93ZM92 51V52H93ZM121 51H123V50H120V52ZM159 51V50H158ZM15 52V53H16ZM47 52V51H46ZM59 52V51H58ZM66 52H64V54L66 53ZM96 52H99V51H96ZM130 52V51H129ZM165 52V51H164ZM193 52V51H192ZM191 52V53H192ZM197 52V51H196ZM18 53V52H17ZM54 53V52H53ZM82 53H80L81 54V56L83 55ZM112 53V52H111ZM155 53L153 52V54L155 55ZM180 53H182V52H180ZM186 53V52H185ZM193 53H195V52H193ZM60 54V53H59ZM60 54V55H61ZM63 54V55H64ZM76 54V53H75ZM79 54V55H80ZM139 54V53H138ZM152 54V55H153ZM163 54V53H162ZM161 54V55H162ZM165 54H167V53H165ZM165 54H164V56H165ZM175 54H177V53H175ZM190 54V53H189ZM19 55V54H18ZM60 55H59V57H60ZM63 55H61V56H63ZM90 55V54H89ZM118 55V54H117ZM120 55V54H119ZM124 55V54H123ZM152 55H150L149 57H152ZM156 55H159V54H156ZM172 55H174V54H172ZM51 56V57H50ZM75 56V55H74ZM77 54H76V58H77ZM81 56H78V58L81 60V58H85V60L83 61L84 63L87 61V59L86 58H88L87 57V55H84L83 57H81ZM86 56V57H85ZM109 54H107L105 57H104V60L102 59V61H104V62H106V63H108L109 64V62H107V61H110V59H109ZM136 56L137 55H133V57H135V59H136ZM139 56V55H138ZM169 56V55H168ZM181 56V55H180ZM192 56V55H191ZM17 57V56H16ZM19 57H21V56H18V60H19ZM121 57V56H120ZM123 58H124V56H122ZM122 57H121V59H122ZM141 57V56H140ZM146 57H148V54L146 55ZM159 57V56H158ZM178 57H179V55H178ZM23 58V57H22ZM29 58V59H28ZM73 58V57H72ZM72 58H69V61H70V59H72ZM75 58V57H74ZM73 58V59H74ZM76 58H75V60H76ZM128 58V56L126 57L125 56V60ZM171 58V57H170ZM183 56L182 57H180V58H177L176 59V61L178 62V60L180 61V59H182V61H184V63L186 64V62H185V59L183 60ZM79 59L77 60L79 63L81 62V61H79ZM131 59V58H130ZM149 59H151V58H149ZM175 59V58H174ZM174 59H173V61H174ZM187 59H189V58H187ZM196 59V58H195ZM11 60V61H12ZM33 60H34V62H33ZM83 60V59H82ZM124 59L122 60V63H123V61H125ZM5 61V62H4ZM67 61V62H66ZM88 61H90V60H88ZM87 61V62H88ZM113 61V60H112ZM127 61H129V59H127ZM157 61V60H156ZM170 61H171V59H170ZM175 61V62H176ZM71 63H72V60L70 61ZM73 62H74V60H73ZM83 62H81L82 64L81 65H83ZM86 62V63H87ZM140 62V61H139ZM174 62V63H175ZM176 62V63H177ZM188 62V61H187ZM85 63V64H86ZM130 64H131V62H129ZM135 63V62H134ZM175 63V64H176ZM180 63H181V61H180ZM179 63V64H180ZM13 64H17V65H13ZM74 64V63H73ZM72 64V65H73ZM117 64V63H116ZM125 64V63H124ZM169 64V63H168ZM182 64V63H181ZM180 64V65H181ZM13 65V66H12ZM70 65V64H69ZM72 65H70V67H72ZM80 64H78V66L76 65V67H74L75 68V71H76V69H79V71H80V67H82ZM105 65V64H104ZM118 65V64H117ZM140 65V64H139ZM146 65V64H145ZM145 65H142V67L144 66L145 67ZM148 65V64H147ZM179 65V66H180ZM14 66L16 67V68H14ZM80 66V67H79ZM124 66V65H123ZM182 66H184V65H182ZM186 67L188 66V65H185ZM13 67V68H12ZM28 67V68H27ZM48 67V68H47ZM79 67V68H78ZM111 67V66H110ZM109 67V69H112V68H115V66H113L112 68H110ZM118 67V66H117ZM140 67H141V65H140ZM140 67H138L139 69H140ZM175 67V66H174ZM181 67V66H180ZM185 67V68H186ZM35 68V67H34ZM50 68V69H49ZM57 68V69H56ZM73 68V67H72ZM74 68L73 69H71V71L73 70L74 71ZM105 68H107V67H105ZM135 68V67H134ZM137 68V67H136ZM190 69H191V66L189 67ZM29 69V70H30ZM52 69H54V70H52ZM70 69V68H69ZM81 69H83V68H81ZM102 69V68H101ZM132 69V68H131ZM131 69L129 70L130 72H131ZM139 69H137V70H139ZM176 69H178V68H176ZM182 68H180V70H177V71H180V75L181 76H183L182 75V70H181ZM187 69V68H186ZM66 70H67V67H66ZM65 70V71H66ZM108 70V69H107ZM118 70H119V68H118ZM143 70V69H142ZM184 70V69H183ZM33 71H34V69H33ZM70 71V72H71ZM78 71V72H79ZM109 71V70H108ZM111 71V70H110ZM122 71V70H121ZM185 71V70H184ZM186 71H188V73H189V70H186ZM185 71V72H186ZM26 72V73H25ZM61 72V71H60ZM63 72V71H62ZM113 72V71H112ZM120 72V71H119ZM119 72L117 73V75L116 74H114V75H116V76H118V77H120V78H123V76H121V75H119ZM124 72L125 71H122V74L123 75H125L124 74ZM138 72V71H137ZM136 72V70H135V73H137ZM184 72V73H185ZM193 72V71H192ZM197 72V71H196ZM29 73V72H28ZM32 74H33V72H31ZM30 73V74H31ZM76 73V72H75ZM108 73H111V72H108ZM126 73V72H125ZM129 73V72H128ZM135 73H134V75H135ZM141 73V72H140ZM177 73V72H176ZM183 73V74H184ZM187 73V72H186ZM187 73V74H188ZM56 74H57V72H56ZM58 74H59V72H58ZM65 74V73H64ZM99 74V73H98ZM97 74V75H98ZM112 74V73H111ZM138 74V73H137ZM173 74H174V72H173ZM22 75V74H21ZM27 75V74H26ZM33 76V77H36L37 78V80L39 79V77H37V76ZM44 75L42 76V77H44ZM68 75H69V73H68ZM129 75H131V74H129ZM139 75V74H138ZM189 75H191V74H189ZM17 76V77H16ZM47 76H49V75H47ZM52 77H53V75H51ZM56 76V75H55ZM58 76V75H57ZM105 76V75H104ZM128 76V75H127ZM133 76V75H132ZM176 76H178V74L176 75ZM26 77H28V76H25L24 75V77L22 78L23 80H24V78L26 79ZM41 77V78H42ZM59 77H60V75H59ZM58 77V78H59ZM70 78L71 79V77H69V76H67L66 75V78ZM97 77V76H96ZM101 77V76H100ZM113 77V76H112ZM111 77V78H112ZM125 77H126V75H125ZM129 77H131V76H129ZM187 77H189L188 75H187ZM191 77H192V75H191ZM29 79H30V77H28ZM47 79H48V77H46ZM45 78V79H46ZM62 78V77H61ZM135 78V77H134ZM133 78V79H134ZM177 78V77H176ZM179 78H180V76H179ZM178 78V79H179ZM183 78V77H182ZM185 78V77H184ZM28 79V80H29ZM49 79L50 80H52L50 77H49ZM53 79H55V78H53ZM65 78H63L62 79V82H63V80H64ZM105 79V78H104ZM113 79V78H112ZM131 79V78H130ZM132 79V80H133ZM186 79V78H185ZM18 80V79H17ZM19 80H21V79H19ZM23 80H21V81H23ZM41 80V79H40ZM60 80V79H59ZM67 80V79H66ZM69 80V79H68ZM72 80V79H71ZM103 80V79H102ZM135 80H136V78H135ZM133 81V82H135V85H137V86H140V88L143 86H145V84L143 85V84H141V85H139L138 84V82H136V81ZM138 81L140 80L139 78L137 79ZM176 80V79H175ZM184 80V79H183ZM25 81V80H24ZM44 80H42V82H43ZM49 81V80H48ZM48 81H46V83L48 82ZM74 81V80H73ZM116 81H118V80H116ZM124 82H125V80H123ZM129 81V80H128ZM127 81V82H128ZM181 81V80H180ZM185 81V80H184ZM26 82V81H25ZM24 82V83H25ZM41 82V81H40ZM50 82V84H51V81H49ZM54 82H56V81H54ZM60 82V81H59ZM65 82V81H64ZM67 82V81H66ZM74 82H76V81H74ZM73 82V83H74ZM103 82V81H102ZM144 82V81H143ZM178 82V81H177ZM190 82V81H189ZM189 82H187V83H189ZM193 82V81H192ZM18 83V82H17ZM20 83H22L23 84V82H20ZM19 83V84H20ZM31 83V82H30ZM35 83V82H34ZM45 83V84H46ZM58 83V82H57ZM69 83V82H68ZM68 83H66V86L67 85H69ZM106 83V82H105ZM130 83H131V81H130ZM140 83V82H139ZM186 83V84H187ZM239 83V82H238ZM28 84V83H27ZM27 84H25L26 85V87L27 86H30V85H27ZM36 84V83H35ZM55 84V86H56V83H54ZM61 84V83H60ZM59 84V85H60ZM72 84V83H71ZM107 84V83H106ZM116 84V83H115ZM124 84V83H123ZM179 84H181V83H179ZM21 85V84H20ZM31 85H33V84H31ZM53 84H51V89H52V86ZM64 85H65V83H64ZM63 85V86H64ZM74 85H76L75 83H74ZM129 85V84H128ZM131 85V84H130ZM129 85V86H130ZM148 85V84H147ZM146 85V87H148ZM150 85V84H149ZM200 85V84H199ZM34 86V85H33ZM46 86V85H45ZM44 86V87H45ZM48 86V85H47ZM113 86V85H112ZM118 86H119V84H118ZM131 86H133V85H131ZM136 86V87H137ZM187 86V85H186ZM185 86V87H186ZM189 86V85H188ZM187 86V87H188ZM201 86V85H200ZM204 86H205V84H204ZM35 87H36V85H35ZM62 87V86H61ZM70 88L72 87L71 85L69 86ZM74 87V89H72L73 91H76L77 90V92L79 91L77 88H76V86H73ZM124 87H125V85H124ZM146 87H144L145 88V91L144 92H146ZM150 87H153V86H151L150 85ZM148 88V89H151V88ZM182 87V86H181ZM184 87V86H183ZM184 87V88H185ZM191 87V86H190ZM37 88H38V86H37ZM47 88H49V87H47ZM60 88V87H59ZM65 88V87H64ZM67 88V87H66ZM114 88H116V87H114ZM123 88V87H122ZM126 88V87H125ZM132 88V87H131ZM135 88V87H134ZM183 88V89H184ZM189 88V87H188ZM188 88H185V89H188ZM235 88V87H234ZM33 89V88H32ZM53 89H55V87H53ZM52 89V90H53ZM61 89V88H60ZM71 89H69V91H68V93H70V91H71ZM76 89V90H75ZM153 89H155L156 90V88H153ZM182 89V88H181ZM182 89V90H183ZM191 89V88H190ZM203 89V88H202ZM12 90V91H13ZM39 90H40V88H39ZM49 90V89H48ZM47 90V91H48ZM51 90V92L53 93V91ZM62 90H63V88H62ZM61 90V91H62ZM152 90V89H151ZM172 90V89H171ZM189 90V89H188ZM187 90V91H188ZM1 91V92H2ZM8 91V90H7ZM43 91V90H42ZM50 91V90H49ZM64 91V90H63ZM157 91V90H156ZM158 91H160V89L158 90ZM162 91V90H161ZM186 91V92H187ZM191 91V90H190ZM194 91V90H193ZM199 91V90H198ZM8 92H10V91H8ZM41 92V91H40ZM55 92V91H54ZM58 92V91H57ZM72 92V91H71ZM79 92H81V91H79ZM79 92H78V95H79ZM117 92V91H116ZM144 92H142L143 94H145ZM168 92V91H167ZM180 92V93H179ZM178 92V94H167V97H165V101H164V99H163V105H164V107L166 106L167 108H169L168 110H171V111H173V113L170 111V112H168V115L170 116V114L173 116H170L171 117V120H169L170 122L172 121V120H175L176 121V124L177 125H175V123H174V126L172 125L173 124V122L170 124V125H172L173 127H170V126H168V123H169V121H167L168 119H169V117H168V115L166 116V117H168V119L166 118V117H162V115H163V112H162V109H165V111H167L166 109V107L164 108H162V103L160 102L159 103V101H157L158 103H159V105L161 106H159V105H157L158 106V109H157V107H156V105H154V102H156V100L152 103V101H151V99H150V101L151 102H148V98H146L147 99V102H148V114L146 115V116H144L143 117V120H145L147 123H148V125H150L149 127H150V129H152L154 132H152L151 130H149V131H151V133L152 134H154L155 136H153V139H154V137L155 138H159V140H160V137L161 138H163V140L164 139H166V140H171L168 144H172V145H175V143L177 144V146H179L180 144H182V145H184V143H180V142H185V143H187L188 145H191L190 147H192V144L193 143H195V142H197V141H199V142H197V143H195L196 145L197 144H200L199 145V147L196 149L197 150V152H195L194 153V151L195 150H193L192 148H191V150L188 148L189 146L188 145H186V146H188V147H186V148H184V147H181L182 148V150L183 151H181V149L179 150V151H181V155H183L184 157H185V159H186V157H188L189 158V156H190V153H191V156H192V153H193V157H192V159H196V163H198L199 161H200V163H202V165H200V164H198V165H200L199 166V168L202 170V172H203V175H201V178H204L203 180H208V183L209 184H211V183H213L214 185L216 184L217 185V187H216V189H215V186L214 187H212L213 186V184H212V186L210 185V188L211 189H209V188H207V186H208V183L206 184L207 186H205L204 188H200L199 186V188H195L194 190H192L193 188H190L191 189V191L193 192L192 194L190 193H187L188 195H190V199H192L195 203H199L200 205H206V206H208V204H213V208H216L217 209V211H218V214L220 213V212H222V213H220V220H219V217H218V219H217V215H215L214 217L217 219V220H219V222H220V225H219V228H218V230H219V232L216 234V236H218V237H215V234L213 233V237H215V238H219L220 239V241H218V242H215V243H217V245H218V248H217V246L216 245H214V243H212L211 241L214 239H211L212 237L210 236V232H208L207 230H206V233L208 232L209 233V236L211 237L210 239H211V241L209 242V239H207V238H205V236H206V233L204 232V234H205V236H204V238L203 237H201L202 235H204L203 233L200 235V237L198 236L197 237V241H199V239H204V241H203V244H202V246L201 245H199V246H201V247H203V246H206V250L205 251H207L208 253H212V255L215 257V260L216 261H214L213 263L214 264H231V261L232 260H234V258H233V256H234V251H237V250H239V248H243V252H247L248 250H250L251 252H252V254L251 255H253V256H255L256 255V253H258L259 251V249H264V239L263 238H261V239H263V241H260V238L258 239L259 241H257L256 240V238L258 237L257 236V231H261L262 229H260V230H257L258 228H256L257 227V224L258 223H255V221L256 220H253L252 218L250 219V216H249V214H247L248 213V209L247 208H252V210L254 209V207L257 209V210H259V214L261 213H264V175H263V177H262V179L260 178V182L259 183H257V184H260V186H258V188H257V186H256V188L258 189H255V190H257V191H253L252 190V188H251V190H250V188L247 190V188H244L245 187V185L246 184H243V183H246L245 181H243L242 179H243V177L242 176H240L241 174H243L244 175V173L246 174L247 172L249 173V174H251V172H253V171H256L258 168H262V170L264 171V138H263V135L261 136V134H259V133H257V132H259L258 130H257V128H256V126L255 125H252L251 123H249L248 121H247V119H245L244 117H242V116H240L239 114H238V112L236 111V109L235 108H231V106H228V108H225V109H222V108H217L218 107V105L220 106V103H218V105L216 106V104H214L213 103V105L214 106H212L211 105V103H206V105H205V103H204V109L202 108V109H200L201 108V101H199V105H200V108L197 106V103L198 102H196V105H194V106H192L193 105V102H192V105H191V102H190V100H188V98L190 97L189 95H187V97L188 98H186L185 97V92L184 91H179ZM189 92V91H188ZM196 92V90L193 92V93H195ZM6 93V92H5ZM12 93L13 92H11V95H12ZM33 93V92H32ZM36 93V92H35ZM59 93V95H60V93L61 92H58ZM64 93H65V91H64ZM74 93V92H73ZM107 93V92H106ZM112 93V92H111ZM118 93V92H117ZM147 93H148V91H147ZM146 93V94H147ZM153 93V92H152ZM151 92H150V94H152ZM159 93V92H158ZM164 93V92H163ZM27 94V93H26ZM25 94V95H26ZM40 93L38 92V95H39ZM51 94V93H50ZM54 94V93H53ZM72 94V93H71ZM82 94V93H81ZM110 94V93H109ZM115 94V93H114ZM124 94V93H123ZM122 94V95H123ZM145 94V95H146ZM159 94H161V93H159ZM166 94V93H165ZM189 94H190V92H189ZM195 94H197V95H199V96H202L201 94H199V93H195ZM205 94V93H204ZM203 94V95H204ZM0 95H2V94H0ZM6 95V94H5ZM14 95V94H13ZM18 95V94H17ZM29 95V94H28ZM32 95V94H31ZM34 95L35 94H33L32 96L34 97ZM41 95H44V92H43V94H42V92H41ZM55 95H58L57 93H55ZM58 95V96H59ZM62 95V94H61ZM75 95V94H74ZM83 95V94H82ZM112 95V94H111ZM117 95V94H116ZM122 95H120L121 97H122ZM157 95V94H156ZM162 95V94H161ZM192 95V94H191ZM194 95V94H193ZM192 95V96H193ZM196 95V96H197ZM205 95H207V94H205ZM4 96V95H3ZM27 96V95H26ZM63 96V95H62ZM65 96H67V98H68V94L67 95H65ZM77 96V95H76ZM81 96V95H80ZM107 96V95H106ZM115 96V95H114ZM147 96V95H146ZM152 96H154L153 98H155V94L153 95L152 94ZM158 96V95H157ZM196 96H193V97H190V99H193L194 97L196 98ZM5 97V96H4ZM12 97V96H11ZM28 97V96H27ZM26 97V98H27ZM29 97H31V96H29ZM51 97H53V96H51ZM70 97V96H69ZM86 96H84V98H85ZM124 97V96H123ZM148 97H150V96H148ZM8 98V97H7ZM24 98H25V96H24ZM25 98V99H26ZM37 98V97H36ZM35 98V99H36ZM42 97H39L38 99V101L39 102H41L42 103V101H44L43 99H41ZM46 98V97H45ZM66 98V99H67ZM72 98H74V97H72ZM77 98H79V97H77ZM83 98V99H84ZM104 98V97H103ZM152 98V97H151ZM156 98H159L160 99V97L158 96V97H156ZM162 98H164V97H162ZM195 98L193 99L194 101H195ZM209 98V97H208ZM33 99V98H32ZM34 99V100H35ZM83 99H81V100H83ZM102 99V98H101ZM120 99V98H119ZM146 99H145V101H146ZM10 100V99H9ZM27 100V99H26ZM26 100H23L24 102L23 103H27V101ZM34 100H33V102H34ZM48 100V99H47ZM54 100H57V98H55ZM60 100H62V98H60ZM64 100V99H63ZM68 100V99H67ZM66 100V101H67ZM71 100V99H70ZM69 100V101H70ZM81 100H79L78 99V101H81ZM162 100V99H161ZM223 100V99H222ZM225 100V99H224ZM5 101V100H4ZM30 101V103H31V100H29ZM65 101V102H66ZM74 101V100H73ZM72 101V102H73ZM119 101V100H118ZM210 101V100H209ZM19 102V101H18ZM32 102V103H33ZM52 102V101H51ZM55 102V101H54ZM58 102V101H57ZM64 102V105H66V103ZM82 102V101H81ZM83 102L84 103H86L84 100H83ZM156 102V103H157ZM10 103V102H9ZM12 103H13V101H12ZM12 103H10V107H11V105H12ZM21 103V102H20ZM23 103H22V105H23ZM44 103V102H43ZM43 103H42V105H43ZM48 103H50V102H48ZM62 103V102H61ZM80 103V102H79ZM83 103V104H84ZM150 103H152V104H150ZM7 104V103H6ZM87 104H88V102H87ZM51 105H52V103H51ZM55 105H56V102H55ZM59 105H60V103H59ZM71 105H74V103H71ZM75 105H76V103H75ZM81 105H82V103H81ZM208 105V107H206ZM231 105V104H230ZM21 106V105H20ZM31 106V105H30ZM34 106H36V105H34ZM43 106H47V105H45V103H44V105ZM49 106V105H48ZM67 106V105H66ZM78 106H80V105H78ZM82 106H84V105H82ZM119 106V105H118ZM19 107V106H18ZM28 107H29V105H28ZM38 107L39 106H36L35 108H37L38 109ZM41 107V106H40ZM39 107V108H40ZM51 107V106H50ZM86 107V106H85ZM1 108V107H0ZM14 108H16V107H14ZM20 108V107H19ZM23 108V107H22ZM26 108V107H25ZM52 108H54V107H52ZM51 108V109H52ZM75 108V107H74ZM74 108H72V109H74ZM78 108V107H77ZM98 108V107H97ZM118 108V107H117ZM160 108H162V109H160ZM206 108V109H205ZM21 109V108H20ZM36 109V110H37ZM42 109V108H41ZM48 109V108H47ZM59 109H60V112L59 113H62V112H64V108L61 106H59ZM66 109V108H65ZM71 109V111H73ZM83 109V108H82ZM81 109V110H82ZM89 109V108H88ZM112 109V108H111ZM1 110V109H0ZM13 110V109H12ZM29 110V109H28ZM43 110H44V112L46 111V113H44V114H47L48 112H47V110H46V108L44 109L43 108ZM42 110V111H43ZM75 110V109H74ZM80 110V109H79ZM80 110V111H81ZM84 110H85V108H84ZM87 110V109H86ZM85 110V111H86ZM91 110V109H90ZM90 110H89V112H87V113H90ZM116 110V109H115ZM114 110V111H115ZM146 110V109H145ZM3 111V110H2ZM23 111H25L24 110V108H23ZM39 111H40V109H39ZM48 111L49 112H51V113H54L53 111H50L49 109H48ZM57 111H59V110H57ZM66 111H67V109H66ZM69 111H70V109H69ZM69 111H67V112H69ZM175 111V112H174ZM180 111V112H179ZM19 112H20V110H19ZM76 112H77V110H76ZM82 112V111H81ZM104 112V111H103ZM3 113V112H2ZM26 113H28V112H26ZM66 113V112H65ZM71 113V112H70ZM73 113V112H72ZM75 113V112H74ZM79 113V112H78ZM84 113V112H83ZM82 113V114H83ZM93 113V112H92ZM92 113H91V115H92ZM99 113V112H98ZM170 113V114H169ZM174 113H176V114H174ZM179 113V114H178ZM182 113H185V114H182ZM12 114V113H11ZM14 114V113H13ZM18 114V113H17ZM55 114H57V113H55ZM76 114V113H75ZM81 114V113H80ZM100 114V113H99ZM98 114V115H99ZM102 114L103 113H101V116H102ZM117 114V113H116ZM187 114V115H186ZM3 115V114H2ZM19 115V114H18ZM25 115V114H24ZM50 115V114H49ZM60 115V114H59ZM67 115H70V114H67ZM86 115V114H85ZM88 115V114H87ZM90 115V114H89ZM88 115V116H89ZM179 115H180V117H179ZM10 116V115H9ZM26 116V115H25ZM74 116V115H73ZM87 116V117H88ZM100 116V117H101ZM115 116V115H114ZM3 117V116H2ZM1 117V118H2ZM18 117H21V116H18ZM31 117H33V116H31ZM34 117H35V115H34ZM33 117V118H34ZM42 116L40 115V118H41ZM45 118H46V116H44ZM44 117H42V119H41V121L40 120H37V121H39L40 123L41 122H43L42 120H47L48 121V119H51L52 118V115H51V118H48V116H47V118L48 119H43ZM55 117H57V115L56 116H54L53 117V121H54V118ZM60 117V116H59ZM75 117H77L76 115H75ZM90 117V116H89ZM93 117V116H92ZM116 117V116H115ZM127 117V116H126ZM176 117H179V118H177L178 119V123H177V120L176 119H174V118H176ZM26 118V117H25ZM24 118V119H25ZM33 118H31V119H33ZM37 118V117H36ZM39 118V119H40ZM62 118H64V117H62ZM79 118V117H78ZM122 118V117H121ZM128 118V117H127ZM173 118V119H172ZM10 119V118H9ZM60 119V118H59ZM66 119V118H65ZM68 119H70V121H64V122H71L72 121V119L73 118H68ZM80 119V118H79ZM82 119V118H81ZM97 119V118H96ZM112 119V121H113V123H116V122H114V117L113 118H111ZM110 119V120H111ZM138 116H137V119H135L136 121H138ZM27 120V119H26ZM25 120V121H26ZM35 120V119H34ZM52 120V119H51ZM51 120H49V121H51ZM75 120H77L78 121V119H75ZM83 120H86V117H85V119H83ZM134 120V119H133ZM134 120V121H135ZM0 121H1V119H0ZM8 121H10V120H8ZM49 121H48V123H49ZM61 121V120H60ZM88 121V120H87ZM133 121V122H134ZM144 121V122H145ZM7 122V121H6ZM17 122V121H16ZM36 122V121H35ZM45 122V121H44ZM52 122V121H51ZM56 122H58L59 123V121H58V118H57V120H56ZM61 122H63V120L61 121ZM63 122V123H64ZM73 122H74V120H73ZM72 122V123H73ZM76 122V121H75ZM79 122V121H78ZM77 122V123H78ZM119 122H120V120H119ZM129 122V121H128ZM133 122H131L132 123V125H133ZM139 122V124L141 123V120H139L138 121ZM144 122H143V124H142V127H143V125H144ZM145 122V123H146ZM187 123V124H189L190 126L188 127V125L186 124L185 125V123ZM12 123V122H11ZM47 123V122H46ZM55 123V122H54ZM76 123V124H77ZM80 123V122H79ZM104 123V122H103ZM112 122L110 121V124H111ZM123 123V122H122ZM9 124V123H8ZM17 124V123H16ZM15 124V125H16ZM35 124V123H34ZM38 124V123H37ZM62 124V123H61ZM134 124H136V123H134ZM138 124V123H137ZM5 125V124H4ZM44 125V124H43ZM53 125V124H52ZM63 125V124H62ZM115 125V124H114ZM148 125H147V127H148ZM181 125H182V127H181ZM3 126V125H2ZM7 126V125H6ZM25 126H27V125H25ZM40 126V125H39ZM57 126V125H56ZM127 126H128V124H127ZM146 126V125H145ZM194 126H196L197 128H193ZM1 127V126H0ZM10 127V124H9V126H8V128ZM28 127V126H27ZM37 127V126H36ZM40 127H42V126H40ZM46 127V126H45ZM62 127V126H61ZM119 127L121 128L122 127V125H121V122H120V125H119ZM118 127V128H119ZM123 127H124V125H123ZM137 127H138V125H137ZM152 127V128H151ZM3 128V127H2ZM29 128V127H28ZM31 128V127H30ZM47 128V127H46ZM45 128V129H46ZM120 128L118 129V130H120ZM125 128V127H124ZM133 128L134 127H132V130H133ZM144 128V127H143ZM183 128V129H182ZM256 128V129H255ZM14 129H15V127H14ZM25 129H27V128H25ZM33 129V128H32ZM41 129V128H40ZM45 129L43 130V131H45ZM131 129V128H130ZM139 129V128H138ZM195 129V130H194ZM108 130V129H107ZM144 130H145V128H144ZM143 130V131H144ZM148 129L146 128V131H147ZM170 130H171V132L172 133H174L175 135H173L171 132H170ZM37 131V130H36ZM80 131V130H79ZM124 131V130H123ZM127 131V130H126ZM4 132V131H3ZM11 132H13V131H11ZM38 132V131H37ZM47 132V131H46ZM98 132V131H97ZM102 132V131H101ZM118 132V131H117ZM122 132V131H121ZM140 132H142V130L140 131ZM148 132V131H147ZM105 133V132H104ZM115 133V132H114ZM123 133V132H122ZM122 133L120 134V135H122ZM136 133V132H135ZM144 133V132H143ZM149 133V135L151 134L150 132H148ZM176 133L180 136V137H178V135H177V137H178V139L175 137H173V136H176ZM95 134V133H94ZM118 134V135H119ZM137 134V133H136ZM141 134V133H140ZM255 134H258V135H255ZM68 135V134H67ZM119 135V136H120ZM124 135V134H123ZM122 135V136H123ZM133 135V134H132ZM255 135V136H254ZM93 136V135H92ZM95 136V135H94ZM106 136V135H105ZM142 136L143 135H141L140 136V139L142 138ZM157 136V137H156ZM118 137V136H117ZM124 137H125V135H124ZM123 137V139H125ZM144 137V136H143ZM145 137H147V136H145ZM145 137H144V139H145ZM152 137V136H151ZM119 138V137H118ZM121 138V137H120ZM133 138V137H132ZM137 138H138V136L136 137V140H137ZM148 138V137H147ZM146 138V139H147ZM174 138V139H173ZM181 138V139H180ZM36 139H37V137H36ZM115 139V138H114ZM122 139V140H123ZM127 139V138H126ZM134 139H135V137H134ZM143 139V138H142ZM142 139H141V141H142ZM149 139V138H148ZM177 139V140H176ZM117 140V139H116ZM135 140V141H136ZM150 141H151V138L149 139ZM149 140H148V142H149ZM158 140V141H159ZM162 140V141H163ZM174 140V141H173ZM178 140H179V145H178ZM182 140V141H181ZM37 141H38V139H37ZM63 141V140H62ZM73 141V140H72ZM87 141V140H86ZM90 141V140H89ZM89 141H87V142H89ZM146 141V140H145ZM154 141H155V143H153V145L155 146V144L157 143L156 142V140L154 139ZM161 141V143H163V144H165L164 143V141L162 142ZM39 142H40V140H39ZM117 142V141H116ZM137 142H139L140 143V140H138ZM137 142H135V144L137 143ZM153 142V141H152ZM175 142V143H174ZM71 143V142H70ZM99 143V142H98ZM138 143V146L141 144H139ZM144 144H145V142H143ZM85 144V143H84ZM83 143H82V145L83 146H88L89 145V143L87 144H85L84 145ZM132 144H134V141H133V143ZM131 144V145H132ZM134 144V145H135ZM149 144V143H148ZM147 144V148H146V150L148 149V148H150V146L149 145H151L152 143L150 142V144L148 145ZM80 145V144H79ZM127 145V144H126ZM137 145V144H136ZM160 145V144H159ZM40 146V145H39ZM43 146V145H42ZM72 146V145H71ZM89 146H91V145H89ZM116 146V145H115ZM145 146V145H144ZM143 146V148H144V150H145V147ZM153 146V147H154ZM161 146V145H160ZM193 146H194V144H193ZM92 147V146H91ZM107 147V146H106ZM121 147V146H120ZM127 147V146H126ZM135 147V146H134ZM133 147V148H134ZM142 147V146H141ZM141 147H139L140 149H142ZM152 147V146H151ZM152 147V148H153ZM170 147H171V145H170ZM173 148H174V146H172ZM171 147V148H172ZM90 148V147H89ZM133 148H132V150H133ZM159 148V147H158ZM169 148V147H168ZM177 147L175 146V148L174 149H176ZM114 149V148H113ZM130 149V148H129ZM129 149L127 150L128 151V153H129ZM173 149V150H174ZM17 150V149H16ZM100 150V149H99ZM117 150V149H116ZM131 150V151H132ZM134 150H135V148H134ZM133 150V151H134ZM152 150V149H151ZM154 150V149H153ZM152 150V151H153ZM172 150V149H171ZM22 151V150H21ZM108 151V150H107ZM110 151V150H109ZM120 151H121V148H120ZM136 151H138V149L136 148ZM136 151H135V153H136ZM143 150H141V152H142ZM155 151V150H154ZM163 151V150H162ZM177 151H178V149H177ZM178 151V152H179ZM102 152V151H101ZM148 152V151H147ZM199 152V153H198ZM110 153V152H109ZM121 153V152H120ZM124 153V152H123ZM125 153H127V152H125ZM128 153L127 154H124V155H127V159H128V156L130 157V155H128ZM133 153V155H136V154H134V152H132ZM140 153V152H139ZM142 153H144V152H142ZM151 151H150V155H151ZM154 153V152H153ZM153 153H152V155H153ZM173 153V152H172ZM197 153V154H196ZM27 154V153H26ZM131 154V153H130ZM147 154V153H146ZM146 154H144L146 157L147 156H149V155H146ZM154 154H156V153H154ZM176 154V153H175ZM138 155V157L139 158H141V156H139V155H141V154H137ZM179 155V154H178ZM100 156V155H99ZM143 156V155H142ZM190 156V157H191ZM102 157V156H101ZM122 157V156H121ZM124 158L126 157V156H123ZM134 157H136V156H133V158ZM154 157V156H153ZM152 157V158H153ZM182 157V156H181ZM181 157H179V158H181ZM99 158V157H98ZM109 158V157H108ZM115 158H116V155H115ZM114 158V159H115ZM133 158H131V159H133ZM151 158V159H152ZM163 158V157H162ZM174 158V157H173ZM117 159V158H116ZM126 159V158H125ZM126 159V160H127ZM131 159H129V161L131 160ZM143 159H144V157H143ZM150 159V158H149ZM150 159V160H151ZM155 159V158H154ZM153 159V160H154ZM168 159V158H167ZM176 159V158H175ZM178 159V158H177ZM182 159H183V157H182ZM181 159V162L183 161ZM192 159H190L189 158V160H192ZM118 160V162L120 161V160H122L123 161V159H117ZM138 159H136V161H137ZM141 160H142V158H141ZM140 159H139V161L140 162H142ZM179 160V159H178ZM31 161V160H30ZM98 161V160H97ZM103 161V160H102ZM109 161V160H108ZM115 161V160H114ZM129 161H127V162H129ZM135 161V160H134ZM133 160H132V163L134 162ZM144 161V164H146V163H148L149 161H147L146 163H145V159L143 160ZM155 161H157L156 159H155ZM154 161V162H155ZM161 161V160H160ZM163 161V160H162ZM166 161V160H165ZM187 161V160H186ZM194 161V160H193ZM193 161H192V163H193ZM198 161V162H197ZM206 161H207V165L205 164L206 163ZM36 162V161H35ZM111 163H110V165L111 164H114V163H112L113 161H110ZM138 162V161H137ZM139 162V163H140ZM153 162V161H152ZM170 162V161H169ZM178 162H180V161H178ZM180 162V163H181ZM195 162V161H194ZM209 162H210V165H209ZM106 163V162H105ZM109 163V162H108ZM116 163H117V161H116ZM150 163H151V161H150ZM161 162H159V164H160ZM188 163H189V161H188ZM191 163V162H190ZM189 163V164H190ZM96 164H100V163H96ZM107 164V163H106ZM118 164H120V162L118 163ZM125 163H121L120 165H124ZM126 164H128V163H126ZM125 164V165H126ZM136 164V163H135ZM149 164V163H148ZM157 162H156V164L154 163H152L151 164V166L150 167H154V166H152V165H155V168H157L158 167V165H159ZM164 164V163H163ZM183 164V163H182ZM188 164V165H189ZM5 166L6 167V170H7V173H9L11 176H16V174H18V171H21L22 170V167H21V162L19 161V160H17V158H13L6 150H1L0 149V167L1 166ZM101 165V164H100ZM99 165V166H100ZM116 165V164H115ZM129 165H130V167H131V161L129 162ZM133 165V164H132ZM137 165V164H136ZM140 164H138V166H139ZM150 165V164H149ZM162 165V164H161ZM161 165H159V166H161ZM95 166H97V167H99L98 165H95ZM94 166V167H95ZM102 166V165H101ZM100 166V167H101ZM127 167V169L126 170H128V169H130V167L128 166V165H126ZM137 166V167H138ZM146 166V168H147V165H145ZM144 166V167H145ZM169 166V165H168ZM190 166V165H189ZM92 167V166H91ZM90 167V168H91ZM108 167V166H107ZM112 167V166H111ZM111 167H110V169H111ZM114 167V166H113ZM118 167V166H117ZM120 167H122V166H120ZM120 167H118V169H116V166L114 167V170L116 169V170H119L120 169ZM141 167V166H140ZM162 167H163V165H162ZM162 167H161V169H162ZM193 167H195V166H192V168ZM37 168H40V166L39 167H37ZM93 168V167H92ZM102 168H104V170L103 171H105L106 170V168L103 166ZM123 168H124V166H123ZM132 168V170H133V166L131 167ZM142 168V167H141ZM141 168H137L136 169V171L138 172V169H140L141 170ZM172 168V167H171ZM184 168H188V167H184ZM196 168V167H195ZM3 169V168H2ZM24 169V168H23ZM88 169V168H87ZM86 169V170H87ZM93 169H95V168H93ZM134 169H135V167H134ZM150 169H153V168H147L146 170L147 171H149ZM158 170H159V168H157ZM160 169V170H161ZM189 169V168H188ZM198 169V168H197ZM196 169V170H197ZM4 170H5V168H4ZM5 170V171H6ZM25 170H27L26 168H25ZM82 170H84V169H82ZM98 171V169H95V171ZM115 170V171H116ZM120 170H122V169H120ZM124 170H125V168H124ZM146 170L144 169V171L146 172ZM158 170H154L153 169V171H154V173H156V174H154L153 175V173H152V171H149L148 173H151L152 175H151V177L152 176H154L155 178H157L156 177V175H157V171ZM185 170V169H184ZM195 170V169H194ZM2 171V170H1ZM42 171V170H41ZM80 171H81V169H80ZM94 171V172H95ZM113 170L111 169V172H112ZM123 171V170H122ZM134 171V170H133ZM136 171H134L135 173H136ZM143 171V170H142ZM141 171V172H142ZM143 171V172H144ZM156 171V172H155ZM162 171V170H161ZM163 171H164V169H163ZM162 171V172H163ZM187 171H193V169L191 170H187ZM198 171V170H197ZM237 171H244V173H238ZM247 171V172H246ZM43 172V177L44 176H46L45 174L46 173H44V171H42ZM83 172V171H82ZM90 172V171H89ZM99 172V171H98ZM106 172V171H105ZM104 172V173H105ZM111 172H110V170H109V173H107V175H108V177L110 176L109 174H111ZM126 172V171H125ZM140 172V171H139ZM144 172V173H145ZM160 172V171H159ZM168 172V171H167ZM170 172H172L171 170H170ZM190 172H188V173H190ZM41 173V172H40ZM88 173V172H87ZM97 173V172H96ZM95 173V174H96ZM101 173V172H100ZM103 173V172H102ZM103 173V174H104ZM114 173V172H113ZM124 173V172H123ZM128 173V172H127ZM132 172H129V174H131ZM143 173V174H144ZM147 172L145 173V175H147L148 174ZM184 173H186L185 174V176H187V172L185 171ZM197 173V172H196ZM195 173V174H196ZM201 173V172H200ZM247 173V174H248ZM2 174L3 175H6V173L5 172H3L2 171ZM42 174V173H41ZM48 174V173H47ZM92 174H94V173H92ZM103 174H100V177H101V175L103 176ZM117 174V173H116ZM126 174V173H125ZM133 174V173H132ZM136 174H138V173H136ZM136 174H133L134 175V177L136 178L137 176H135ZM142 174V175H143ZM159 174V173H158ZM162 174V173H161ZM167 174V173H166ZM194 174V171H193V175H195ZM253 174V173H252ZM251 174V175H252ZM30 175V174H29ZM32 175V174H31ZM81 175V174H80ZM83 175V174H82ZM81 175V176H82ZM88 175V174H87ZM86 175V176H87ZM91 175V174H90ZM89 175V176H90ZM122 175V174H121ZM128 175V174H127ZM150 174H148V176H149ZM164 175V177L162 176L161 178L163 179V178H165L166 177V181H167V179H168V181H169V175L167 176V175H165V174H163ZM174 175V174H173ZM189 175V174H188ZM192 175V177H194ZM200 175H198V176H200ZM254 175V174H253ZM47 176H49V175H47ZM68 176V175H67ZM91 176H93V175H91ZM113 176V175H112ZM116 175H114L113 177H114V179L116 178L115 177ZM118 176H120V174H119V172H118ZM126 176V175H125ZM148 176H145L146 178H141L140 179V177H139V179H137V180H135L134 179V181H136L134 184H135V188L137 187V188H139V189H143L142 191H144V189H146V190H148L149 191V193H150V195H151V191H153L156 195H157V193H159L160 191H162L163 189L161 188L162 186V184L161 185H159L158 183L160 182L161 183V179L159 178L160 177V175H157V176H159L158 177V183H155L156 181H155V179H153L152 180V182H154V184H149L148 185V183L146 182V180H147V178H148V180L147 181H150V179H152L150 176V179H149V177ZM171 176V175H170ZM177 176V175H176ZM184 176V175H183ZM182 176V177H183ZM196 176H197V174H196ZM195 176V177H196ZM197 176V177H198ZM239 176V177H238ZM249 176V175H248ZM6 177H7V175H6ZM5 177V179L7 180V178ZM34 177V176H33ZM36 177H37V175H36ZM40 177V176H39ZM107 177V178H108ZM113 177H111V178H113ZM123 177V176H122ZM127 177V176H126ZM168 177V178H167ZM188 177V176H187ZM190 177V176H189ZM189 177H188V179H189ZM240 177H242V179H240ZM260 177V176H259ZM11 178V177H10ZM9 178V179H10ZM13 178V177H12ZM31 178L32 177H29V176H27V179H25V182H28V181H30L31 180ZM47 178V177H46ZM49 178H51V177H49ZM85 178V177H84ZM117 178H119V177H117ZM117 178L115 179V180H117ZM129 178V177H128ZM133 178V176H131L130 177V179H132ZM138 178V177H137ZM174 178V177H173ZM201 178H196V179H199V181L201 180ZM237 178V179H236ZM38 179V178H37ZM53 179V178H52ZM68 179V178H67ZM77 179V178H76ZM89 179V178H88ZM88 179H87V181H88ZM113 179V180H114ZM126 179V178H125ZM146 179V180H145ZM161 181H160V180ZM186 179V178H185ZM195 178H193V180H194ZM195 179V180H196ZM242 180V181H238V180ZM12 180V179H11ZM33 180H35V178L33 179ZM50 180V179H49ZM49 180H48V182H49ZM65 181H67L66 179H64ZM77 180H79V179H77ZM85 180H86V178H85ZM91 180H92V178H91ZM96 180V179H95ZM98 180V179H97ZM107 180V179H106ZM113 180H112V182H113ZM122 180V179H121ZM133 180V179H132ZM131 180V181H132ZM174 180V179H173ZM190 180L191 181H189V183L191 182L192 183V178L190 177ZM194 180V182H196ZM251 180H253V179H251ZM250 180V181H251ZM8 181H10V180H8ZM7 181V182H8ZM24 181V180H23ZM69 181V180H68ZM76 181V180H75ZM80 181V180H79ZM82 181V180H81ZM127 181H128V179H127ZM163 181H164V183H165V180L163 179ZM163 181H162V183H163ZM172 181V180H171ZM187 181V180H186ZM202 181V180H201ZM249 181V182H250ZM46 182V181H45ZM52 182V181H51ZM71 182V181H70ZM69 182V183H70ZM85 182V181H84ZM151 182V181H150ZM185 182V181H184ZM203 182V181H202ZM249 182H247V184H249ZM254 182H255V180H254ZM257 182V181H256ZM29 184L30 183H32V180L30 181V182H28ZM64 183V182H63ZM74 183H79V182H74ZM88 182H86V184H87ZM89 183H91V182H89ZM169 183L170 182H167V189L169 188L168 187V185H169ZM251 183H252V181H251ZM48 184V183H47ZM71 184H73V182L71 183ZM92 184V183H91ZM132 184V183H131ZM131 184H130V187H133V186H131ZM133 184V185H134ZM173 184V183H172ZM193 184V183H192ZM254 184V183H253ZM256 184V183H255ZM79 185V184H78ZM84 185V184H83ZM93 185V184H92ZM106 185V184H105ZM104 185V186H105ZM125 185V184H124ZM191 185V184H190ZM197 185V184H196ZM203 185H205V184H203ZM250 185H252V184H250ZM57 186V185H56ZM73 186H74V184H73ZM85 186V185H84ZM87 186V185H86ZM85 186V187H86ZM161 186V187H160ZM191 186H193V185H191ZM249 186V185H248ZM79 187V186H78ZM80 187H82L81 185H80ZM79 187V188H80ZM93 187V186H92ZM95 187V186H94ZM127 187H129V185L127 186ZM165 187V188H166ZM193 187H195V186H193ZM243 187V188H242ZM253 187V186H252ZM255 187V186H254ZM52 188H53V186H52ZM78 188V189H79ZM87 188V187H86ZM91 188V187H90ZM108 188V187H107ZM134 188V187H133ZM159 188L161 189L160 191H157V190H159ZM163 188H164V186H163ZM53 189H55V188H53ZM56 189H58V188H56ZM75 189V188H74ZM82 189H83V187L82 188H80V190H78V192L81 194V196H82V198L80 199V200H78V202H80V203H82V204H84V206H85V204H88V205H90L88 202H89V198H91V197H93V195L94 194H92V196L91 197H89V198H87V195L88 194H86V197L82 194ZM101 188L99 187V190H100ZM138 189V190H139ZM84 190V189H83ZM88 190H89V188H88ZM88 190L86 189V192H88ZM97 190H98V187H97ZM102 190V189H101ZM133 190H136V189H133ZM132 190V191H133ZM141 190H139L140 192H141V195H142V191ZM166 190V189H165ZM169 191H170V188L168 189ZM247 190V191H246ZM54 191V190H53ZM56 191V190H55ZM54 191V192H55ZM103 191V190H102ZM164 191V190H163ZM162 191V192H163ZM167 191V190H166ZM166 191H164L163 193L164 194H166ZM86 192H84V193H86ZM99 192V191H98ZM104 192H105V189H104ZM104 192H103V194H104ZM109 192V191H108ZM134 192V191H133ZM152 192V193H153ZM52 193V192H51ZM59 193V192H58ZM89 193H90V191H89ZM91 193H92V190H91ZM110 193V192H109ZM112 193V192H111ZM147 194H149L148 192H146ZM163 193H160V195L161 194H163ZM55 194V193H54ZM145 194V193H144ZM167 194H170V193H167ZM58 195V194H57ZM61 195V194H60ZM91 195V194H90ZM95 195H96V193H95ZM95 195H94V197H95ZM109 195V194H108ZM146 195V194H145ZM153 196L152 197H154L155 195L154 194H152ZM187 195V196H188ZM96 196H98V195H96ZM112 196V195H111ZM161 196H163V195H161ZM170 196V195H169ZM45 197H46V195H45ZM93 197V198H94ZM99 197V196H98ZM104 197H105V195H104ZM146 197H148V196H146ZM150 197V196H149ZM158 197V196H157ZM156 197V198H157ZM167 197V198H166ZM166 197H164L163 196V198H166V200H168V198H170V201L168 200V202H170V203H173L172 202V200H171V196L170 197H168V195L166 196ZM99 198H101V197H99ZM102 198H103V196H102ZM97 199V200H95V202L97 203V204H100L101 206H106L107 207V200H105V199ZM144 198H145V196H144ZM151 198V197H150ZM158 198H160V197H158ZM162 198V197H161ZM79 199V198H78ZM135 199V198H134ZM147 199H149V198H147ZM155 199V198H154ZM74 200V199H73ZM91 201H94V199L92 200V199H90ZM109 200V199H108ZM111 200V199H110ZM151 200V199H150ZM149 200V201H150ZM165 200V199H164ZM165 200V201H166ZM90 201V202H91ZM126 201V200H125ZM130 201H131V199H130ZM154 201V200H153ZM157 200H155V202H156ZM162 201V200H161ZM164 201V202H165ZM231 201H233V202H231ZM109 202V201H108ZM127 202V201H126ZM146 202H148L147 200H146ZM151 202V201H150ZM149 202V203H150ZM155 202H153V204H154V206H153V204L152 205H150V208L148 207V209L147 210H151V212H152V209H154V211H157L156 213L158 214V212H160V213H163V211H164V209H161V207L163 206V205H165L164 203H158V202H156V204H155ZM167 202V201H166ZM167 202V203H168ZM234 202H236L237 203V205H235V206H237L236 208L234 207V210L233 209H231V207H232V203H234ZM128 203V202H127ZM152 203V202H151ZM150 203V204H151ZM4 204V203H3ZM11 204V203H10ZM77 204V203H76ZM96 204V205H97ZM159 204V206H155V205H158ZM161 204H162V206H161ZM169 204V203H168ZM168 204H166V206L168 205ZM174 204V203H173ZM228 204L229 205H231V207H229L228 206ZM235 204V203H234ZM8 205V204H7ZM109 205V204H108ZM12 206V205H11ZM92 206V205H91ZM147 206H149V204L147 205ZM146 206V207H147ZM215 206V207H214ZM247 207L246 209H244V210H246V211H244V210H242L241 212H240V208H242V207ZM19 207V206H18ZM105 207V208H106ZM153 207H155V208H153ZM159 207V208H158ZM209 207V206H208ZM1 208H3V206L1 207ZM108 208V207H107ZM163 208V207H162ZM207 208V207H206ZM211 209H213L212 207H210ZM230 208V209H229ZM250 208V209H251ZM209 209V208H208ZM215 209V210H216ZM221 210V211H219V210ZM240 209V210H239ZM2 210V209H1ZM12 210H13V212H14V217H12V218H18L19 217V215H20V210L18 209L17 210V208H16V206H12ZM132 210V209H131ZM149 210V211H150ZM162 210V211H161ZM251 210V211H252ZM153 211V212H154ZM216 211V212H217ZM237 211V212H236ZM251 211L249 212V213H251ZM151 212L149 213V215H148V213H144L143 214V216H141V213H140V216L141 217H144V218H147L149 221H148V225L146 226V225H144L143 227H145L146 229L145 230H149V231H152V233H153V231L155 232V233H158L161 237H163L164 238V236L166 235H169V237L170 238H172L171 240H173L174 239V237H175V235L177 236V233L175 232V231H173V230H170V231H168V232H166V231H163L164 230V228L162 227V225H161V220H159V221H156L155 219H153L151 216H154V215H156V214H154L153 215V213L151 214ZM165 212V211H164ZM212 212V214H214V213H216V212H214V210L213 211H211ZM214 212V213H213ZM253 212V211H252ZM254 213V212H253ZM1 214V213H0ZM164 214V213H163ZM162 214V215H163ZM217 214V213H216ZM223 214V215H222ZM255 214V213H254ZM259 214L257 213V214H255V216L256 215H258V219H259ZM23 215V214H22ZM128 215H129V213H128ZM151 215V216H150ZM247 215L249 216V218L247 217ZM264 215V214H263ZM10 216V215H9ZM139 216V215H138ZM151 217V219H150V217ZM164 216V215H163ZM254 216V217H255ZM262 216V215H261ZM6 217V216H5ZM5 217H4V219H5ZM24 217V216H23ZM28 218H29V221L28 222H30L31 220H32V223H33V226H34V230H35V233H36V235H39V236H37V237H39L40 239H41V235H40V232H39V227L37 226V224L35 223V220H33V217H32V214H30V212H28V216H27ZM155 217H157V216H155ZM160 218H161V216H159ZM213 217V218H214ZM263 217V216H262ZM262 217L260 218V219H262ZM6 218H8V217H6ZM27 218V219H28ZM110 218H111V216H110ZM112 218H115V217H112ZM264 218V217H263ZM4 219H2V221L4 220ZM9 219V218H8ZM21 219V218H20ZM118 219V218H117ZM157 219V218H156ZM159 219V218H158ZM256 219V218H255ZM14 220V219H13ZM119 220V219H118ZM139 220V219H138ZM137 220V221H138ZM145 220V219H144ZM215 220V219H214ZM253 220V221H252ZM263 220V219H262ZM1 221V220H0ZM9 221V220H8ZM25 221V220H24ZM116 221V220H115ZM141 221V220H140ZM139 221V222H140ZM258 221H261V220H258ZM17 223H19L18 221H16ZM27 222V221H26ZM27 222V223H28ZM144 222V221H143ZM216 222H218V221H216ZM4 223V222H3ZM22 223V222H21ZM20 223V224H21ZM31 223V224H32ZM134 223H137V222H134ZM133 223V224H134ZM145 223V222H144ZM260 223V222H259ZM262 223V222H261ZM30 224V223H29ZM30 224V225H31ZM138 224V223H137ZM140 224V223H139ZM264 224V223H263ZM262 224V225H263ZM27 225V224H26ZM259 225V224H258ZM261 225V224H260ZM262 225H261V228H263L262 227ZM24 227V226H23ZM142 227V226H141ZM26 228V227H25ZM30 228H33V227H30ZM125 228V227H124ZM130 228V227H129ZM144 229V228H143ZM200 229H203V228H200ZM199 229V230H200ZM264 229V228H263ZM198 230V232H199V234H200V231ZM262 231H264V230H262ZM130 232V236L133 238V240H134V242H135V245L139 242V239L141 240H143V242H145L146 243V245H147V247H149V250L150 249H156L157 250V252H159L160 251V253H162L163 252V250L161 249V246H156L155 244H154V240L152 239L153 237V235L151 236H146L145 235V231H142V228H140V225H136V226H131V229H130V231H128V233ZM147 232V231H146ZM202 232V231H201ZM149 233V232H148ZM260 233V232H259ZM258 233V235H260ZM262 233V232H261ZM154 234V233H153ZM263 234V233H262ZM261 234V235H262ZM35 235V236H36ZM156 235V234H155ZM159 235H157V236H159ZM159 236V237H160ZM165 236V237H166ZM33 237V236H32ZM168 237V236H167ZM207 237V236H206ZM260 237H263V236H260ZM30 238V237H29ZM35 238V237H34ZM36 239V238H35ZM31 240V239H30ZM33 240V239H32ZM31 240V241H32ZM130 240H131V238H130ZM34 241V240H33ZM37 241V240H36ZM35 241V242H36ZM45 241V240H44ZM45 244H46V246L45 247H47L46 249L48 250V249H50L51 247H54L53 245H51L48 241H45L44 242ZM133 243V242H132ZM202 242H198V244H201ZM218 243H220V244H218ZM253 243H257L256 245H254ZM158 244V243H157ZM213 244V245H212ZM246 244V245H245ZM133 245V244H132ZM244 245V247H242ZM139 246V245H138ZM8 247V246H7ZM135 247V246H134ZM144 247H145V245H144ZM158 247H160V248H158ZM201 247H197V248H200V249H202V251H203V248H201ZM164 248V247H163ZM205 248V247H204ZM74 249V248H73ZM237 249V250H236ZM240 250H242V249H240ZM71 251V250H70ZM145 251V250H144ZM176 251L177 252H180V253H182V254H184V255H187V256H189V259L190 260H193L194 258L196 259V257L198 258L199 257V252L201 251V250H196V248H191L190 249V247L189 248H186V246L184 247H177V249H176ZM199 251V252H198ZM205 251H203L202 253H203V256H204V254H205V256H207V253L205 252ZM249 251V252H250ZM263 251V250H262ZM1 252V251H0ZM143 252V251H142ZM148 252V251H147ZM151 252V251H150ZM153 252V251H152ZM248 252V254H244V255H246L247 256V258H248V260H249V257L248 256H250L249 253ZM160 253L158 254V253H156V254H158L159 256H160ZM164 253V252H163ZM201 253V254H202ZM236 253V252H235ZM242 252H240V254H241ZM264 253V252H263ZM237 256H238V251H237ZM236 254H235V256L234 257H236ZM233 255V256H232ZM94 256V255H93ZM96 256V255H95ZM161 256H162V254H161ZM212 256V257H213ZM240 256V255H239ZM238 256V257H239ZM259 256V255H258ZM98 257V256H97ZM122 257H124V256H122ZM121 257V258H122ZM147 257V256H146ZM202 257V256H201ZM208 257V256H207ZM210 257H211V254H210ZM229 257H232V258H230V259H232L231 261L229 260ZM260 257H261V255H260ZM260 257H258V258H260ZM116 258V257H115ZM125 258V257H124ZM127 258V257H126ZM155 258V257H154ZM188 258V257H187ZM205 258V257H204ZM242 258H244V257H242ZM97 259V258H96ZM186 259V258H185ZM194 259V260H195ZM203 259V258H202ZM212 259V258H211ZM251 259L252 260H254L253 259V257H251ZM257 259V258H256ZM121 260V259H120ZM143 260V259H142ZM145 260V259H144ZM190 260H187V261H190ZM194 260H193V262H194ZM209 260V259H208ZM207 260V261H208ZM259 260V259H258ZM121 261H125V263H127V264H131L132 262H127L126 260H124V259H122ZM181 261V260H180ZM183 261V260H182ZM185 261V260H184ZM197 261V260H196ZM195 261V262H196ZM204 261V260H203ZM203 261H202V263H203ZM211 261V260H210ZM247 261V260H246ZM263 261V260H262ZM118 262V261H117ZM140 262V261H139ZM143 263L142 264H151L150 262H146V260L145 261H142ZM194 262V263H195ZM200 262H201V260H200ZM206 262V261H205ZM209 262V261H208ZM248 262V261H247ZM258 262V261H257ZM125 263H123V264H125ZM189 263V262H188ZM201 263V264H202ZM255 263V262H254ZM260 263V262H259ZM122 264V263H121ZM155 264V263H154ZM190 264H191V262H190ZM196 264H198V263H196ZM204 264V263H203ZM210 264V263H209ZM246 264H248V263H246ZM249 264H251L250 262H249ZM256 264V263H255ZM261 264V263H260Z\"/></svg>",
  "mask_w": 264,
  "mask_h": 264
}]
</instances>
